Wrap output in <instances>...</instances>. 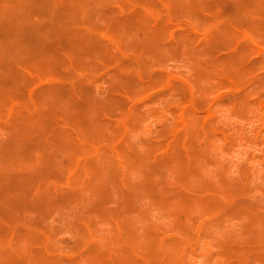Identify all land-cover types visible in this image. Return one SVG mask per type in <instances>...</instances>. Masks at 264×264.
<instances>
[{
	"label": "rangeland",
	"instance_id": "1",
	"mask_svg": "<svg viewBox=\"0 0 264 264\" xmlns=\"http://www.w3.org/2000/svg\"><path fill=\"white\" fill-rule=\"evenodd\" d=\"M16 1H18V0H12V3H11V0H0V12H1L0 15H2V13H4L2 17L0 16V18H1L0 19V25L2 26V27H0L1 28L0 29V44H2L0 46L1 47L0 48V57L2 58V56L4 55L3 56L4 59L0 58V66H1L0 67V69H1L0 75L3 73L2 77H4L5 75L10 74V77H8L9 75H7V77L5 76V79L4 78L2 79V77L0 76V81L2 80V82L5 83V87H6V88L3 87L4 86L3 83L1 84V82H0V93H1L0 95L3 97V95L5 96L11 92L8 96H6V100L8 101V103L6 102L5 97L2 98L4 100L0 99V158H1L2 162H4V160H5L6 164H8V165L11 164L9 166H12V167H9L8 165L5 166V162L3 164L0 161V169H1L0 170V172H1L0 173V184L2 185V186H0V188L3 187L0 189V204H1V206H0V216H1L0 217V236H1V238L3 237L2 238L3 241H2V239L0 240V264H10V261H11L10 258L11 257L16 258L19 261L18 262L16 259L13 260V258H12L13 263H11V264H14V262H15V264H18V263L22 264L20 260L23 261V264H41L42 261H43L42 263L45 264V261L42 260L44 258L49 259L48 263H46V264H105V263L106 264H115V262H116L115 260H117V262L119 264H122V263L123 264L124 263L125 264H177V262L180 264H230L231 262H232V264L233 263H235V264H251L252 262H253L252 264H261V263L263 264L264 263V260H263L264 243H260L262 241L259 242V240L260 239L264 240V237H262V236H264V226H263L264 225V219H263V216H264V40H263L264 39V27H263L264 26V0H253V2H252L253 5L249 4V2H251L252 0H215V1L214 0H202V1L200 0V5H198L199 2H197L199 0H188L187 1L188 4H190V1L192 2L190 4V6L193 7L192 11H190L189 8H191V7H188L189 5L186 3V0L184 2L181 1L184 5L181 4V2L179 5L178 2L180 0L179 1L178 0H166V2H165V0H161V1L158 0V2L160 4H155V2L157 3V0H151L150 2L148 0H146L148 2H146L145 0H142V1H140V0H138V1L137 0H134V1L129 0L131 5H130V3H128L129 2L128 0H123L124 3L123 2L122 3L123 4L128 3L126 5H128L129 8H128V6H125V5H124L125 8L123 6H121L123 4L119 3V2H121L120 0L116 1V2H115V0H105V3L103 2L104 0H97L98 2L96 0H91V1L86 0L88 2H86L85 0H47V1L45 0V2H46L45 5L43 4L44 3L43 0H41V1L39 0L40 6L37 5L38 0H32L31 3H30V0H20V1H18L19 5H18V2H16ZM49 1H51V2H49ZM66 1L67 2L69 1L67 3V4H69V6L66 5ZM76 1L78 4H76V3L73 4V2H76ZM82 1H85V2L82 3ZM226 1L228 3H226ZM244 1H245V3H244ZM14 2L17 4H15ZM145 2L148 3L149 6L147 4H145ZM234 2H237V3L241 2V3H238V6H237L236 3H234ZM22 3H23V5H22ZM114 3H116V4L119 3V4L116 5ZM171 3L173 4V8H170V7H172ZM233 3L235 4V6L233 5ZM254 3L258 6L254 5ZM81 4L82 5L84 4V5L82 6ZM186 4H187V6H186ZM214 4H217V5H215V7H213ZM16 5L19 6V8L17 6V8L19 9L17 11H15V9H17ZM146 5H147V7H146ZM231 5H233V6L231 7ZM26 6L28 7L27 9H26ZM38 6L41 7L40 10H39ZM65 6H67V7H65ZM154 6L156 8H154ZM175 6H177V7H175ZM239 6L240 7L243 6L241 12H239V9H240ZM246 6L249 9H247ZM30 7L33 10L30 9ZM45 7H46V9H43ZM60 7H62V8H60ZM68 7H70L71 9L70 8L68 9ZM182 7L183 8L185 7L184 9H187V7H188V9L185 10V12H184V9ZM79 8L81 10L77 11V9H79ZM198 8L200 10H197ZM23 9L25 10V14L22 15L21 10L24 13ZM55 9L58 12L54 11ZM135 9L136 10L139 9V10L136 11ZM206 9H208V10H206ZM210 9L212 11H210ZM214 9L219 10V11H216V10L214 11ZM243 9H244V13H243ZM64 10H65V12H64ZM66 10H68V11H66ZM72 10L75 11V12H73L74 15L71 13ZM83 10H85V11H83ZM151 10H152V12H151ZM161 10H162V12H161ZM221 10H223V11H221ZM248 10H249V12H248ZM11 11H13V12H11ZM81 11H82V13L80 14L79 12H81ZM102 11L106 12V13L101 14ZM182 11L184 13H182ZM193 11L195 12L194 13L195 14L194 19H193V15H194ZM86 12L88 13L87 14L88 16H85ZM107 12H109V13H107ZM140 12L142 13V15L140 14ZM177 12H179L180 14ZM8 13L10 16L8 15ZM43 13H44V15H43ZM91 13H95L94 16H96L97 20L93 16V14H91ZM135 13H136V15H134ZM198 13H201L204 15L200 16ZM239 13L242 15H239ZM245 13H247V14H245ZM248 13H250V14L248 15ZM19 14H21L20 18L23 19L24 21H22L18 17ZM55 14H56V16H55ZM68 14H70V15H68ZM116 14L117 15L119 14V15L117 16ZM137 14H140V16H138ZM45 15H46V17H44ZM107 15H109V17ZM205 15H206V18L204 17ZM222 15H224V16H222ZM236 15L238 16V18H240L239 21L237 20ZM41 16H43V18ZM65 16L69 17V18L67 19ZM77 16H79V20H78L79 23L76 20V19H78V18H76ZM100 16L102 17L101 20H100ZM120 16H122V18ZM230 16L233 18H231ZM242 16H243V18H246V21H245V19H242ZM10 17H12L13 20L10 19ZM15 17L16 18L18 17V19H16ZM87 17H89L91 20L88 19ZM104 18H105V20H104ZM112 18L113 19L116 18L118 21L117 22L114 20L113 28H111L112 27V25H110L111 22L108 24V22L111 21ZM138 18L141 19V23H139L137 26V25H135V21L138 23L140 21ZM195 18H197V19H195ZM106 19H108L109 21L107 20L108 21L107 22ZM113 19H112V21H113ZM133 19H136V20L134 21ZM219 19H220V21H219ZM41 20H43L42 21L43 25H41V22H40ZM72 20H73V22H72ZM103 20L105 22H103ZM199 20H202L203 22L199 21ZM204 20H206V21H204ZM247 20H248V22H247ZM9 21H10V23H8ZM64 21H66L68 24ZM92 21L93 22L95 21L97 23L99 22V24L101 23L103 25L106 24V27H104V29H103V25L100 24V27H99V24L95 23V25H94V23H91ZM132 21H134V22H132ZM158 21H159V23L160 22L161 23L159 24ZM59 22H62V23H59ZM142 22H144L146 24H144ZM233 22H234V24H233ZM239 22L241 24L243 23L244 26L242 27L239 24ZM15 23H17V24H15ZM74 23H78V24L75 25ZM89 23H91L94 28ZM182 23L184 26L182 25ZM130 24H131V26H128ZM147 24H150V26ZM161 24H162L161 29H160L161 31L159 30L160 31L159 32L158 29L160 28ZM199 24H201V26ZM5 25L7 26V28L10 27V30L7 29L6 27H4ZM17 25H18V27H17L18 29L16 28ZM38 25H40V27ZM118 25H119L118 29L122 28V30L121 29H119L120 31L118 29L116 30ZM165 25H166L167 29H166ZM248 25H250V26L248 27ZM114 26L116 28H114ZM246 26L248 29L250 28L251 31L247 30V28H246V30H244V27H246ZM3 27H4V31H2ZM19 27H21V28H19ZM41 27L43 29H41ZM60 27L62 29H60ZM63 27L65 28V30ZM101 27H102V29H100ZM108 27H110V28H108ZM132 27L136 28V30ZM226 27H228L227 30H226ZM30 28H32L31 31H30ZM125 28H126V31H128L129 28H130V30L131 29L133 30L131 32H130V30L128 31V33L130 32L129 36L127 35V32H125V31H124L125 32V34H124L123 29H125ZM137 28L141 31V34H144L146 36L142 35V38L138 37L139 35L141 36V34H140V31L139 32L137 31ZM28 29H29V34H28ZM35 29L38 32H36ZM44 29H46L47 31ZM67 29H69V30H67ZM168 29H169V31H168ZM253 29H254V31H253ZM23 30H25V31L23 32ZM61 30L65 31V32H61ZM82 30H83V32H82ZM148 30H150L151 32ZM154 30H157V31H154ZM178 30H180V32H182V33H180ZM32 31H34V32H32ZM176 31H178V32H176ZM230 31H231V34L229 33ZM46 32H47V34H46ZM132 32H134V35L137 37H135ZM143 32H146V33H143ZM162 32H164L165 36L163 35ZM185 32L188 35V38L185 37V36H187L185 34ZM222 32H224L225 35ZM23 33H27V34H23ZM49 33H53V34L51 35ZM66 33H67V37L65 35ZM167 33L169 36H167ZM217 33H219V35H217ZM21 34H23V35H21ZM41 34H42V37H40ZM181 34L188 40H186ZM18 35H19V37L20 36H22V37H20V39H18V37H17ZM29 35H30V38H29ZM84 35H86L87 39H89V37H90V40L93 39V37H94L97 40V42L95 39H93V40H95V42L93 40H91L93 42V44H92V42L88 41ZM125 35L128 37H126ZM176 35H178L180 39L182 37L185 40L181 39V41H180ZM23 36H25V37H23ZM69 36L72 38L70 39ZM83 36L85 39L82 38ZM166 36H167V38H165ZM175 36L177 37L178 40L176 39ZM238 36L240 37L239 39H237ZM242 36H243V38H241ZM131 37H133V38H131ZM189 37H190V40H189ZM235 37H237V38H235ZM6 38L10 39L11 41H8ZM21 38L23 41L21 40ZM42 38L44 41H42ZM60 38H63V39H60ZM122 38H124V39H122ZM209 38L211 40H209ZM212 38H215V39H212ZM218 38H220V39H218ZM233 38H235V39H233ZM258 38L261 39L262 41L261 40L259 41ZM125 39H127V40H125ZM193 39H195V40H193ZM229 39H231L232 41L231 40L229 41ZM5 40H7V41H5ZM71 40L73 41V43ZM98 40L100 42H98ZM103 40L105 41L106 44L104 42H101ZM19 41H20V43H19ZM59 41H60V43H59ZM84 41H86L87 44L91 43L92 46L89 44L91 46L90 47ZM146 41L147 42L149 41L150 43H152V42H154V43H152L153 45L152 44L150 45L148 43L150 45L149 46ZM184 41H186V42H184ZM225 41L229 42V43L225 44L226 43ZM41 42L42 43L44 42V43L42 44ZM133 42L137 46H134L132 44ZM160 42L162 44H160ZM188 42H192V44H190ZM193 42H194L195 47H192ZM210 42H211V44H210ZM231 42H233V43H231ZM179 43H181L182 45H179ZM4 44H6L5 47L3 46ZM14 44H16V45H14ZM18 44H20V45L18 46ZM57 44H58V48H56V46H53V49H52V45H57ZM83 44H85L84 45L85 50L82 49V48H84ZM171 44H172V46H171ZM185 44L186 45L188 44V46H187L188 50L186 49ZM9 45H10V47L8 48ZM42 45H43V47H42ZM169 45H170V48L166 47ZM173 45L175 47H173ZM11 46H13V47L11 48ZM88 46H89V48H88ZM181 46L183 48H181ZM184 46H185V50H184ZM2 47H4V49ZM27 47L30 49L28 50ZM49 47H50V50L52 49L51 51L48 50ZM133 47L134 48L136 47V48L133 49ZM171 47H172V49H171ZM196 47H197V49H196ZM206 47H208V48H206ZM78 48L80 50H78ZM86 48H87V50H86ZM90 48L92 49L91 52H90ZM167 48H169V49L166 51ZM191 48L193 50H195V49L196 50L193 51ZM200 48H201V50L205 49V48L206 49L201 51ZM43 49H45V50H43ZM61 49L64 52L61 51ZM155 49H157V50H155ZM173 49H174V51H172ZM180 49H182V50H180ZM198 49L200 52L198 51ZM240 49L241 50L243 49V51H241ZM4 50L5 51L9 50L8 54L10 53L9 54L10 57L8 55L6 56L7 51L5 52ZM55 50L57 52H55ZM142 50H144V54H143ZM160 50H161V53H162V50L164 51V53H163L164 56H163V54L159 53ZM176 50H179V52H178L179 54H177ZM21 51L22 52L24 51V52L22 53ZM65 51L69 54H66ZM87 51L91 55L94 53L93 54L94 57L93 56L91 57L90 54L87 53ZM103 51L104 52L108 51V53L106 52L107 55ZM135 51H138L139 55ZM180 51H182V52H180ZM206 51L208 54L206 53ZM3 52H5V53H3ZM61 52H62V54H61ZM172 52H175V53L172 54ZM193 52H194V55H193ZM197 52H199V53H197ZM54 53H56V54L54 55ZM109 53L111 54L110 56H109ZM134 53H135V55H134ZM149 53L152 56H150ZM165 53L168 55L170 54L171 57L168 55H165ZM202 53L203 54L206 53L207 56L205 57L206 54H204L205 58H203ZM209 53L211 54L212 57L208 56V55H210ZM49 54L51 57L49 56ZM95 54H97L99 56L96 57L97 55L95 56ZM141 54H143V55H141ZM181 54H183V55H181ZM46 55H47V60L45 59L46 60L45 61L44 58H46ZM56 55H59V56H56ZM88 55L90 57H88ZM218 55H219L220 59L223 58V61L221 60L222 62L218 61L219 60ZM113 56H114L115 60H114ZM158 56L161 57L162 59L159 58L160 60H158ZM175 56L178 59L174 58ZM238 56H239V58H238ZM13 57H14V59H13ZM39 57L41 59L40 60L41 62L38 63ZM60 57H62V58H60ZM75 57H78V58H75ZM81 57L83 58V61H82ZM99 57L100 58L102 57L101 60ZM214 57H216V58L214 59ZM240 57H241V59H240ZM247 57H248V60L244 59ZM63 58H64V61H63ZM79 58H81V59H79ZM84 58H87L88 61H86V59H84ZM112 58H113V63H112ZM164 58L165 59L168 58V59H166V61H165ZM231 58H233V60H231ZM22 59L24 60L25 65L21 64L23 61ZM200 59L202 61H200ZM5 60H6V62H5ZM80 60H81V63H84L85 65L84 64L82 65L80 63ZM89 60H90V62H92V64L94 63L95 65H91L89 63ZM213 61H214V63H213ZM215 61L217 62V64L218 63L222 64V65L218 64L220 67L223 66L224 64H226V65H224L221 68L217 67V66L215 67L214 66ZM224 61H225V63H223ZM127 62L128 63L131 62V64H128ZM147 62H148V64H147ZM200 62H203V63H200ZM15 63H18L20 67L18 66V64H16L17 65V67H16ZM41 63H42V65H40ZM208 63H210V64H208ZM99 64H101V66ZM156 64H158V65H156ZM32 65H34V67H36V68L38 65V68L37 69L33 68ZM68 65H70V67ZM240 65H242L244 68ZM84 66H85V68H84ZM97 66H100L101 68L98 67V69H97ZM120 66H121V68H120ZM28 67L31 69H29ZM87 67H88V69H87ZM92 67H93V69L91 71ZM118 67L120 69H123V70L121 71L120 69H118ZM124 67H126V68L128 67V69L125 70ZM243 69H245V71ZM15 70H17V71H15ZM96 70H98V71H96ZM226 70H227V73H226ZM252 70H253V72H252ZM3 71H5V73ZM29 71L32 73H34V71H35L36 74L35 73L32 74ZM94 71H96V72H94ZM115 71H117L118 73ZM205 71L207 72V75H204V74H206ZM249 71H251V72H249ZM7 72H9V73H7ZM12 72L13 73L14 72H17V73L20 72L21 74L20 73H18V74L14 73L13 74ZM46 72L48 74H46ZM62 72H63V74H65L67 76H65V75L63 76V74H61ZM195 72L198 75V77L195 74ZM197 72H199V73H197ZM228 72H229V74H228ZM231 72H233V73H231ZM247 72H249V73H247ZM146 73H148V75ZM37 74H38V76H37ZM68 74H70V75H68ZM119 74L121 76H119ZM209 74H210V76L208 77ZM124 75H126V78L124 77ZM130 75H133V78L131 76L132 79L130 78ZM146 75L149 78L148 77L146 78ZM152 75H153V78H152ZM40 76L42 77V79ZM64 77L65 78L68 77V79H70V80H67V78L64 79ZM22 78H24V79H22ZM20 79H22V80L19 81ZM32 79H34V81ZM199 79H201V81ZM86 80H87V82H86ZM198 80H199V82H198ZM121 81H123V83ZM26 82H27V84L28 83L29 84L26 85ZM85 82H86V84H85ZM120 83H122V84L120 85ZM65 84L67 87H65ZM68 84L71 87H69ZM92 84H93V86H92ZM15 85H16V87H15ZM75 85H76V87H75ZM89 85H91V87H88ZM113 85L116 86L117 88L116 87L112 88ZM123 85L125 88L123 87ZM24 86H25V88H23ZM47 86H48V88H47ZM73 86L75 87V89ZM178 86H180V87L177 88ZM49 87H51V88H49ZM72 87H73V89H72ZM1 88L2 89L5 88L6 90L4 89L5 91H3ZM86 88H87V90H85ZM40 89L42 91H40ZM43 89H45V90H43ZM67 89H69V90H67ZM74 90H75V92H74ZM90 90H91V92H90ZM26 91H28V92L25 93ZM37 91H39L41 93H39ZM86 91L88 93H86ZM14 92H15V96H17L16 98L14 96ZM186 92L188 93V95L186 94ZM34 93H35L36 97H34ZM46 93H47V95H46ZM26 94H28V95H26ZM43 94L46 96H43ZM80 94H81V96H80L81 98L79 97ZM112 94L115 95V98L112 100H118L117 103L115 101L111 100V98H113ZM180 94L182 97L180 96ZM73 95L77 96L78 97L77 99L79 101ZM89 95L93 98H91ZM117 95H119V96H117ZM88 96L91 99H93L94 102L90 101L91 99ZM120 96L125 98V99L122 98L123 100H121L119 98ZM20 97H21V99L19 101ZM58 97H59V100H58ZM83 97L86 98V99H83V101L85 100L87 102L86 103L87 105L85 104L86 106H90L92 104L91 108L92 109L97 108L98 110L97 109L92 110L90 107L88 108L84 104L82 105V103H85V101L84 102L81 101ZM14 98L17 100H15ZM23 98H24V100H23ZM35 98H38V99L36 100ZM44 98H45V100H44ZM87 98H89V102H91V104L88 102ZM117 98H119V99H117ZM198 98H200L202 101L200 100L197 102L196 100H199ZM46 99H48V100H46ZM64 99H65V101H64ZM22 100H23V102H21ZM35 100L39 101V102H36ZM49 100L51 101V103ZM41 101H42V103L44 101L48 102V104H45V102L42 104ZM56 101H59V103ZM73 101L76 104H74ZM100 101L102 102V104L109 105V108L112 111L108 108L107 105L102 106V104L99 103ZM113 102L116 103L115 106H114ZM32 103H33V105H32ZM70 103H73V105H75V106L73 107L72 104H71L72 107L69 106ZM88 103H89V105H88ZM119 103L122 104L121 105L122 107L119 105ZM180 103H181V105H180ZM28 104H29V106H28ZM65 104H67V107L68 106L71 107L74 111L71 110V108H69V107L67 108ZM123 104H125L124 107H123ZM195 104H197V105L195 106ZM30 105H32V108ZM52 105H54L55 108H53ZM110 106L111 107L114 106V107L111 108ZM118 106H120V107H118ZM28 107H30L31 109ZM37 107L39 109L42 108V109H40L41 110L40 113H39V111H38L39 109ZM115 107H117L118 110H117V108L115 110ZM49 108H53V110L51 111V109H50V112L49 111L47 112V110H49ZM57 108H58V111H57ZM60 108H61V110L66 111V112L64 113L63 111L62 112L59 111ZM62 108H64V109H62ZM75 108L77 110H75ZM81 108H82V111L79 112V114L80 115L83 114V115L79 116V117L75 115V119H74L73 115L75 114V112L78 115L77 111L81 110ZM44 109H45V111H44ZM69 109L71 110V113H72V111L74 113L71 114L68 111ZM86 109H89V111H91V113ZM101 109H102V111H101ZM105 110H107V111H105ZM67 111H68V114L72 115V116L69 115L71 117L68 116ZM98 111H101V112H98ZM112 112H114V114ZM115 112L117 113L116 115H115ZM61 113H63L64 115H62V116L60 115V117H59V114H61ZM96 114L97 115L100 114L99 117L103 116V114H104V116L99 119L98 116L96 117ZM21 115H23V116H21ZM93 115L95 116V118H98V119H96L97 122H96L95 118H93L94 117ZM45 116H46V118H42ZM49 116H51V117H49ZM114 116H115V118H114ZM14 117H17V118H14ZM19 117L21 120H19ZM64 117H66V119ZM76 117H78V118H76ZM84 117H86V118H84ZM41 118H42V121H41ZM51 118H55V120L53 119L54 122ZM104 118L105 119L107 118L105 122H107V121H109V122L104 124V122H103ZM33 119L36 120V122L32 121ZM84 119L85 120L87 119L90 122V124L88 122L87 123L85 122L86 125L83 124V122H81V121ZM101 119H102V121H101ZM198 119H200V120H198ZM212 119H213V121H211ZM14 120H15V122H14ZM23 120L26 123L23 124L22 123ZM18 122H20L21 124ZM34 122H35V125H32V124H34ZM197 122H198V124H197ZM98 123H100L102 128H101V126H99ZM18 124L22 128L21 129L22 131H20V129H17L19 127ZM22 124L24 126H26V124H28V125H27V127H24V126H21ZM55 124H57V125H55ZM87 124L89 125V127ZM91 124H93V126ZM51 125H52V128H51ZM90 125H91V127H90ZM5 126H6V128H5ZM28 126H30V127H28ZM95 126L100 127V129L95 127ZM34 127L38 128V130H40L41 133H39V131H37ZM85 127L87 130V134L89 133V131L91 132L88 135L85 134L86 133ZM96 128L99 130H97ZM91 129L93 131H91ZM173 129L175 130L174 132H173ZM24 130H26V132ZM45 130H48V131H45ZM59 130L61 132L63 131L65 136L63 133L61 135V132H59ZM95 130H96V132H95ZM166 130H168V131H166ZM169 130H171L172 132L171 131L169 132ZM23 131L25 132L24 137H22V138L20 137V140H19V135L21 134L20 132L23 133ZM65 131H66V133H65ZM107 131H108V133H107ZM43 132H45V133H43ZM161 132L162 133L164 132L162 134V136H161ZM165 132H169V133H165ZM14 133H16V135ZM34 133H36L39 137H35L36 134H34ZM97 133H99V134H97ZM110 133L112 135L111 138H110V136H111ZM228 133H229V135H228ZM33 134H34V137H33ZM41 134L43 136L47 135V137H45L46 138L45 140H41L42 138H44V137H42ZM44 134H46V135H44ZM52 134H54V135H52ZM94 134H96L95 138H94ZM165 134H167V135H165ZM12 135H13V137H12ZM29 135H30V137H29ZM106 135L109 138H107ZM117 135H119V136H117ZM14 136L18 140V144H19V142H21V143L23 142V144L22 145H21V143H20V145L16 144L17 140H15ZM50 136L53 138V140H51L52 138ZM87 136L89 137V140H88V138H86ZM98 136H100V137L103 136L102 140H101L102 142L100 141V138H99V141L96 139ZM226 136H228V137H226ZM40 137H42V138L39 139L40 140L39 142L37 141L38 139L35 140L36 138H40ZM49 137H50V139H49ZM59 137L62 139L64 137V140L66 139L65 140L66 142L64 140L61 141V139ZM65 137H68V138H65ZM69 137H70V139H69ZM114 137H115V139H114ZM57 138H58V141H56ZM90 138H94L96 141L94 139L91 140ZM231 139L233 140V142L231 141ZM48 140H50V141H48ZM67 140L72 142V143L68 142L69 143L68 144ZM90 140L92 141V143ZM34 141H35V143H34ZM59 141L63 142V145ZM146 141H148V142L145 143ZM192 141L196 145H194ZM43 142H45V144H41ZM94 142H95V144H94ZM152 142L155 144L156 150H153L154 144ZM191 142H192V144H191ZM38 143H39V145L37 146ZM151 143H152V145L150 146ZM75 144H77V146ZM122 144L124 146L121 147L120 145H122ZM31 145H34L33 146L34 150L36 149L34 152H33V147ZM45 145L48 147L47 150H46ZM52 145H53V147H52ZM60 145H62V148H60ZM74 145L77 147V149ZM133 145L135 147L134 149H133ZM193 145H194V147H193ZM1 146L6 148V150H3L4 148ZM39 146H40V148H38ZM49 146H50V148H49ZM202 146L204 148H202ZM7 147H10V148L8 149ZM11 147L12 148L14 147V148L11 149ZM65 147H68L66 149H69V150L67 151L65 149ZM79 147L81 149H78ZM82 147H84V149L86 148L85 149L86 151L83 149V152H80V151H82ZM88 147H89V150H88ZM124 147L126 148V150L124 149L125 151H123V149H122ZM136 147H137V149H136ZM20 148H21V150H20ZM56 148H57V151H55ZM118 148L120 149V152L118 151L119 150ZM138 148H139V150H138ZM177 148H179V150L181 151L180 154H176L177 151L176 152L174 151ZM194 148L195 149L197 148V149L195 150ZM43 149H45L47 154H45V151L44 152L42 151ZM116 149H118V150H116ZM200 149L202 151H200ZM9 150H11L13 152L12 153L10 151L12 153V154H9L10 156L6 155L7 154L6 152H9ZM75 150L78 151L79 154L76 155L77 152ZM135 150H138V153L140 152V154L141 153L142 154L141 155L137 154V156H133L134 159H132L133 158L132 155H131V157H129V155L132 153L136 154L137 151H135ZM149 150H152V151L149 152ZM190 150L192 151V153L190 152ZM39 151L42 153H40ZM145 151H147V153L148 152L149 153H151V152L155 153V154L151 153V155H152V157H154V159L151 160V157L148 153V155L150 157L149 158L150 160H149L147 157L148 155ZM182 151H183V153H182ZM48 152H49V155H48ZM58 152L61 153V155L64 153L65 157H63V155H62V157H61V155H59L60 157L55 155V156H53V159H52L51 155L53 153L58 155L59 154ZM72 152H75V153L73 154ZM110 152H111V154H109ZM134 152H136V153H134ZM198 152L203 153V154H201V156H199L200 154L198 155L199 159H197V155H196V153L198 154ZM204 152H205V154H204ZM3 153H4V155H3ZM69 153H72V155H74V157H76L77 160L72 155H69ZM80 153L81 154L83 153L82 154L83 156L80 155ZM103 153H105V155ZM125 153H126V155H125ZM144 153H146V154H144ZM181 153L183 155H181ZM202 155H204V156L206 155L205 159H204V156H202ZM4 156H6V158ZM33 156H36L35 157L36 161H35V158ZM67 156L68 157L70 156V157L68 158ZM172 156L174 157V159H175V156L178 158V159L176 158V160H175L176 163H175ZM17 157H18V159H17ZM31 157H33V158H31ZM102 157H104V158H102ZM141 157L144 159L143 161H142ZM163 157H165L166 159L164 160ZM182 157H184V158H182ZM209 157H210V159H209ZM3 158H4V160H2ZM66 158H68L70 160H68V162H67ZM157 158L158 159L161 158L162 160L161 159L160 160L164 161V162H161ZM207 158H208V160H207ZM61 159L63 161H61ZM180 159H183V160H181L182 163L180 162ZM185 159H186V161H184ZM191 159L194 161L193 164H192L193 161ZM64 160H66V162ZM75 160L77 162V163H75L76 165L74 163L72 164V162H75ZM131 160L132 161L134 160V162H132L134 164L133 166H132V163H130ZM147 160L151 161V162L154 161V164L152 163V165H151V162H150V164H148L149 162ZM155 160H156V163H155ZM177 160H178L179 164H178ZM21 161H22V163H21ZM33 161H35V162H33ZM69 161L70 162L72 161V162L70 163ZM87 161H88V163H87ZM92 161L97 163L96 164L97 168L93 167L94 168V169L92 168L93 170L91 169L92 163H93ZM110 161H111V163H110ZM19 162H20V164H19ZM57 162H59V163H57ZM60 162H61V164H60ZM89 162L91 165L89 164ZM167 162H170L171 164L168 165ZM211 162H213V163H211ZM13 163L15 165H12ZM164 163H165V165H164ZM156 164H157V167H156ZM46 165L49 166L48 167V170H49L48 174L49 173L52 174L53 172H51V171H53V169H54V174L55 173L58 174L57 175L58 177L56 176V174H55V177H54V174L48 175L47 172H45V171H47V170H45V169H47ZM57 165H59V166H57ZM121 165H122V167H121ZM128 165L130 166L131 169L129 168ZM159 165H160V169H159ZM60 166H61V168H60ZM108 166H111V167L113 166V168H110ZM134 166H137V168ZM181 166H182V168L185 167V169L183 168L184 170L182 169L183 172L181 171V168H180ZM191 166H193V167L191 168ZM102 167H103V169L100 170V168H102ZM149 167H150V170H154V172L148 171ZM154 167H156V168L154 169ZM189 167H190V170L191 169L193 170L194 168H196V170L194 169L195 173L192 172V174H191L190 171L188 170ZM106 168L111 173L108 172L106 170ZM140 168L144 172L145 175L143 174L142 171H140ZM201 168L204 170H202ZM38 169L42 170V171L45 170V171L40 173L41 171H39ZM59 169H60V171H59ZM61 169L63 171H61ZM113 170L118 171V172L117 173L113 172ZM119 170H121V171H119ZM171 170H173V171H171ZM197 170H199V171H197ZM23 171L24 172L26 171L28 173L30 171L29 175L27 173V177L29 176L28 180L30 178L32 182H30V180L28 181L30 183L26 182L27 180H25V179L27 177L24 176V174H26V172L24 173ZM80 171H83V173L82 172L79 173ZM100 171L103 172L102 175L105 177H103L101 174H100L101 176L99 175V173H101ZM177 171H178L179 177H177L178 176L176 173ZM201 171H202V173H201ZM7 172H8V174H11V176H12V174H14L13 176H15L14 177L15 180H14L13 176L12 177L10 175L8 176L6 174ZM93 172H94V175L97 172H99L96 174V176L98 177L99 180L97 179L96 176L94 178V180L96 182L99 181V183H97V184H95L96 182H94V180L92 178L94 176ZM121 172H123V176H122ZM186 172H187V174H186ZM59 173L61 175H59ZM164 173L168 176H165ZM245 173H246L247 179L245 178L246 176H243V175H245ZM111 174H112V177H111L112 179L110 180L109 177L111 176ZM189 174H191V175L189 176ZM81 175H83V176L80 177ZM91 175H93V176H91ZM154 175H155V177H154ZM175 175H176V179L174 177ZM198 175H202L201 176L202 178L199 177ZM60 176H62V179L60 178ZM114 176H116L119 179V181H121V182H119L116 177H115V181H114ZM120 176H122V177H120ZM140 176H141V178H140ZM193 176H195V177H193ZM10 177L13 178V180L12 179L10 180L9 179ZM24 177H26V178H24ZM38 177H40L39 181H38ZM165 177H167V180L170 179V181L173 184H171V182H167L165 180L166 179ZM192 177H193V179H192ZM32 178L34 180H32ZM74 178L76 180L78 178L79 180H77V182H76V180ZM102 178L107 179L106 180L107 182L105 183V181H104L103 182L104 184H101L103 181ZM147 178H148L147 182L144 181ZM161 178H163L165 181ZM186 178H187V180H189V183L186 180ZM220 178H221V180H220ZM225 178H228V179L225 180ZM23 179L27 184L25 182H23ZM81 179H83V180L80 184ZM91 179H92V181H91ZM152 179H153V181H151V182H155V181L156 182L151 183L149 180H152ZM17 180L18 181L22 180V183L24 185L21 182L16 183V182H18ZM191 180H192V183H191ZM200 180H203V182H205V183L202 182V184H201ZM219 180L221 182H223V186ZM78 181H79L80 185L78 184L76 186ZM111 181H114V182L112 183ZM124 181H126V182L124 183ZM128 181H130L131 183H129ZM157 181H158V183H157ZM161 181H162V184L160 183ZM183 181H187V182H183ZM149 182H150V184H149ZM163 182H164V184H163ZM207 182H208V184H207ZM7 183H9V184H7ZM20 183L22 185H20ZM86 183L88 185H86ZM143 183L144 184L148 183L145 185L146 187H144L145 191L148 190L146 193L143 192L144 191L143 190V186H144ZM165 183H166V185H165ZM168 183H169V185H168ZM185 183H187V184H185ZM198 183L200 186H198ZM212 183H213V188L215 189V187H216V189H218V191L216 189L214 190L213 188H212L213 191L209 190V189H211ZM244 183H246V185H244ZM15 184L19 185V187H16ZM46 184H47V186H46ZM89 184H90V186H89ZM100 184H101L102 188H99ZM118 184L122 187L123 190H126L127 192L126 191H124V192L120 191L121 187L120 188H119V186L117 187ZM152 184L156 185L157 188L160 187L161 189L160 188L154 189L155 187ZM216 184H218L220 186H218ZM83 185H85V188H86L85 190H84ZM95 185H96V187H95ZM126 185H128V186H126ZM135 185H136V189H133V186H135ZM137 185H138V187H137ZM21 186H23L25 191L24 190L22 191V189L20 188ZM31 186H33L32 189H31ZM49 186L52 187V189H53L52 191H51V188ZM150 186H151V188L153 186V188L151 189ZM183 186H185V187H183ZM207 186H209V189ZM77 187L79 188V190L77 189ZM140 188H142L143 191ZM225 188H227L228 190L226 189L227 191H225ZM234 188H235V190H234ZM243 188H246V189H243ZM48 189H49V191H48ZM98 189H99V191H98ZM101 189H103V190L101 191ZM106 189H108V190H106ZM116 189L118 192L116 191ZM138 189H139V192L141 191V193L136 191ZM230 189H231V191H230ZM242 189H243V191H242ZM26 190H28V192H30V193H28ZM73 190H74V192H73ZM94 190H95V192H94ZM163 190H164V192H163ZM180 190L181 191L184 190V191L180 192ZM195 190L196 191L198 190V191L196 192ZM21 191L23 193H25L26 195L31 194L30 196L28 195L29 199L26 198L27 196L25 194H23ZM100 191H101L100 194L103 195L102 198H104V199H103V201L99 202V199H101L99 197L102 196V195H99ZM107 191H109L110 192L109 194H111V195H109ZM160 191H162V193H164V194H160L161 193ZM166 191H167V193H169L168 194L169 196L172 195L171 197L173 199L172 198L170 199L169 196H163V195H165ZM200 191H202V193ZM41 192L44 193L45 197L47 195V196H49V198H50V196H52V198L53 199L55 198V199L54 200L52 198L47 199L48 198L47 197L45 199L49 200L51 203H48L49 201H46V203H44L45 200L42 199L44 197H43V193H41ZM45 192L47 194H45ZM69 192H73V193L70 194ZM77 192H79V193H77ZM105 192H107V193H105ZM156 192L157 193L159 192V193L157 194ZM184 192H186L187 194L186 193L184 194ZM233 192H234V194H233ZM236 192L238 194H236ZM244 192H248V193H244ZM68 193L70 194V196H68L69 195ZM95 193H97V195ZM124 193H127V194L131 193V195L129 194V196H132L133 194H135L134 197L136 199L134 197L128 198V196H126L124 198V196L127 195V194H125L123 196L122 194H124ZM181 193H183L184 195ZM216 193H218V194H216ZM147 194H149L148 196L149 197L151 196V197L150 198L146 197ZM62 195H63V197H60ZM80 195H82V198ZM120 195H121V197H120ZM178 195H181V196H178ZM190 195L192 196V199H189V197H191ZM13 196H17V197H13ZM23 196H26V197H23ZM35 196H37V198ZM57 196L60 197V199L59 198L57 199ZM67 196L70 198L67 199L68 198ZM108 196L109 197L111 196V198H109ZM162 196H163V198H162ZM173 196L174 197L177 196V197L174 198ZM193 196H195V197L193 198ZM79 197H80L82 202L80 201V199H77ZM88 197H90V198H88ZM179 197L181 198V200L179 199ZM22 198H24V199H22ZM30 198H32V199H30ZM85 198H86V200H85ZM108 198L110 201L108 200ZM168 198H169V200H168ZM35 199L37 200L36 202H35ZM61 199H63L64 201H62ZM65 199L67 201L69 200L70 202L69 201L65 202ZM76 199H77V201H76ZM90 199H91V201H90ZM122 199H123V201H122ZM166 199H167V201H166ZM25 200L27 202L28 201L30 202V200H31V202H33V203L30 202L28 204L32 205L33 208L35 207L36 212H35V210H33V208L32 209L29 208V210H28L27 207L29 205L27 204V202H25ZM188 200L191 203L188 202ZM203 200L204 201L207 200V202L205 203ZM23 201L25 202V204L23 203ZM84 201L91 204V206L88 205L86 202L84 203ZM97 201L99 203H97ZM107 201H109V202L107 203ZM129 201H131L132 204H130ZM211 201L212 202L215 201V203H213L214 207L212 205L213 208L210 207ZM218 201H220V202L218 203ZM40 202L42 204L43 209L41 208V205L38 204ZM58 202H61V205L59 203L57 206ZM77 202H79V203H77ZM177 202H180V205ZM202 202H204V203H202ZM47 203L49 204L48 206L46 205ZM54 203L56 204V208L54 207L55 206ZM93 203H97V205H95V204L93 205ZM124 203H127V204H124ZM166 203H167V206L165 207ZM6 204H8L7 205L8 207H6ZM51 204H52V206H51ZM159 204H162L164 206H162V205L159 206ZM188 204H189V206H188ZM208 204H210V205L208 206ZM38 205H40V206L38 207ZM43 205H46V206L44 207ZM104 205L107 207L105 208ZM126 205H128V206H126ZM177 205H178V207H176ZM217 205H221V207L217 206ZM95 206H96V208H95ZM119 206L122 208L120 209ZM141 206H143V207H141ZM247 206H249V207H247ZM9 207L11 208L10 211L12 210L11 212H8ZM29 207H31V206H29ZM37 207H38V209H36ZM53 207H54V209H53ZM100 207L104 212L102 210H100ZM134 207L135 208L137 207L139 210L137 208H136V210H134L135 209ZM186 207L188 210L186 209ZM239 207L241 209L243 207V209L246 211L241 210ZM97 208H99V210ZM124 208L125 209L126 208H129V209L132 208V211L128 210V209L125 210ZM142 208L144 209V211L146 213L142 210ZM176 208H179V210H178L179 215H178V211ZM202 208H204V210H201ZM25 209H26V211H25ZM108 209H110V210H108ZM116 209H118V211H120L122 209H124V210L122 211V213H120L121 211L118 212V211H116ZM197 209H198L200 214L199 213L197 214V212H198V211H196ZM211 209H213V210L215 209V211L212 210V213H211V211H210ZM236 209H238V211H236ZM17 210L20 212H18ZM174 210L176 211L174 213L175 215L173 214ZM251 210L252 211L254 210L253 211L254 213ZM256 210H258L259 212H257ZM24 211L26 214H24ZM105 211H107V213H105ZM109 211H111V212H109ZM230 211H231V214L229 216ZM241 211L244 212L246 215L242 214ZM6 212L8 214H11V216H10L11 220L8 219L9 215ZM126 212L128 213V215H130L128 219H127V215H126L127 213ZM134 212H137V213H134ZM142 212H144V214ZM225 212H227V213H225ZM247 212H250L252 214H250V213L248 214ZM19 213H21V214H19ZM123 213L124 214L126 213L124 215L126 218L124 217V219H123ZM182 213H184V215ZM193 213L197 214L198 216L194 215ZM14 214L16 217L14 216ZM98 214L101 216L100 217L96 216ZM105 214L106 215L108 214V216H106ZM114 214L117 215V216H115L116 217L115 219L113 217ZM171 214H173L175 217L171 216ZM180 214H181V217H180ZM5 215H6V220H7L6 221L7 226L5 223ZM142 215H144L145 218H146V216L149 217L148 218L149 220L144 219V221H145V223H144V221H142L143 220ZM176 215L179 217L176 218L177 217ZM255 215H257V217ZM21 216L24 217V219H22ZM94 216H96V217H94ZM118 216L120 218L122 217L121 220H120V218H118ZM251 216H253L252 217L253 219L251 218ZM83 218H86L84 220L88 219L89 221L87 220V223H85V221H82ZM77 219H80L82 222H80V220H77ZM91 219H93V220L95 219L96 222H94L95 220L92 221ZM122 219L124 220L123 222H122ZM191 219L193 220V223L191 222L192 221ZM20 220H22V221H20ZM119 220H120V223L118 224ZM136 220H137V222H136ZM246 220H248L247 223H246ZM250 220H251V222H250ZM3 221H4V223H3ZM18 221H20V222L18 223ZM37 221L38 222L43 221V222L37 223ZM77 221H78L77 225L83 226V227L81 226V228H80V226H78L80 228V230L78 227H76ZM148 221H149V224H148ZM16 222H17V224H16ZM73 222L75 223V225ZM93 222H94V224H91ZM121 222H122V228H120ZM128 222H130V223H128ZM146 222H147V224H146ZM180 222L181 223L185 222V223L180 224ZM248 222L250 224H252V225L254 224V225L253 226H251L250 224H249L250 226L245 225V224H248ZM221 223L223 225L221 226V228H219V225H221ZM84 224H85L86 231H84ZM124 224H126V225L130 224L132 228L130 226H128V228H126L127 226ZM178 224H180V226ZM186 224H187V226H186ZM41 225H43L44 229H42ZM89 225H91V226H89ZM135 225H136V227H135ZM173 225H175L174 226L175 228L173 227ZM212 225H214V228L212 227ZM215 225H217V226H215ZM243 225H245V227L250 228V230H248V228H245ZM5 226H6V228H4ZM10 226H12V227H10ZM139 226L141 227V229ZM158 226H160V228ZM113 227L115 228V230ZM150 227H151V229H149ZM161 227H162V229H161ZM76 228H77V230H76ZM91 228H93V229H91ZM176 228H179V229L176 230ZM254 228H255V230H257V232L258 231L260 232L261 229L263 231L261 230V232L259 234V233L255 232ZM7 229L11 231V233L9 235L6 232ZM96 229H98V230L96 231ZM123 229H130V230L129 231L126 230V235H122V234H125L124 233L125 230H123ZM131 229H134V230L137 229L138 231L136 230L137 233H134V231ZM152 229H154V231H152ZM17 230H19V231H17ZM20 230L23 231L22 232L23 234L20 233ZM87 230L88 231L92 230L95 232H94V234H92L93 232L91 233V231H90V233H89ZM210 230L213 232V234H211L212 232H210ZM244 230H246V232H245L246 234L243 233L244 234L243 235L242 232H244ZM79 232H81V233L84 232L83 234H81L83 237L80 236ZM114 233L118 234V236L115 235ZM147 233H149L151 235H149ZM249 233H250V235H249ZM40 234L42 235V238L40 237L41 236ZM134 234H137L136 236H138V237L135 236V238H134ZM187 234H191V235L193 234V237L195 239L192 238V236L188 235L189 238L192 240V241H190ZM205 234H207V235H205ZM225 234H227L226 236L229 235V237H227V238H226V236L224 237ZM254 234H255V237H253V238L255 240H258V241H255V240L253 241V238H251L252 235L254 236ZM5 235L6 236L8 235V237L4 238ZM16 235L19 239L16 237ZM31 235H33V237ZM86 235L89 237H87ZM92 235H94V238H92ZM211 236H213V237L211 238ZM29 237H31V240H29ZM80 237L82 239H79ZM85 237H86V239H88L87 241H86V239L84 241ZM121 237H123V238H121ZM207 237H209V238H207ZM214 237H215V240H214ZM39 238H40L41 242L39 241ZM129 238L130 239L132 238L133 240H135V242H134L135 244L133 243V240L129 241L128 240ZM151 238L152 239L154 238V241ZM17 239H18V244H17ZM150 239H151V241H149V243H151V244H149L147 241ZM227 239H229L228 242L232 241V242H229V244L233 243V245H229L227 242H225V241H227ZM127 240L129 242H126ZM4 241H6V242H4ZM36 241L40 242V246L38 245L39 243ZM120 241H121V243H120ZM242 241H244V242H242ZM1 242H3V243L1 244ZM34 242H36V243H34ZM81 242H83V243H81ZM106 242H108V243H106ZM255 242H257V243L259 242L260 245H259V243L256 244ZM5 243H7V244L5 245ZM12 243H14L16 245L13 244L14 245V247H13ZM77 243H80V244H77ZM254 243L256 245H254ZM36 244L38 246H36ZM81 244H83V245H81ZM95 244L98 245V247H100V249H102V250L98 249L97 246L94 247V248H96V249H94L93 246H95ZM225 244L227 246L229 245L231 250H229L230 249V248H228L229 246L227 247ZM107 245L108 246L111 245L110 248H108ZM151 245H152V247H151ZM218 245H220L221 247ZM223 245H224V247H223ZM245 245H246V247H245ZM16 246H18V249H16ZM72 246L74 248H72ZM82 246H83V248H82ZM260 246H263V248L260 249L261 248ZM28 247L31 250L27 251L29 249ZM77 247H79L80 249H78ZM91 247H92V249H91ZM194 247H196V248H194ZM225 247H227V249ZM244 247L246 249H244ZM251 247L258 248V250L260 249L262 251H260V250L258 251L255 248H254L255 249L254 250ZM71 248H72V250H71ZM217 248H219V249H217ZM42 249L44 251H42ZM68 249H70V250H68ZM249 249L251 252H252V250H254V251L252 253L247 252V251H249ZM67 250L70 254L68 252L65 253V251H67ZM73 250H75L76 252ZM227 250H228V253L233 252L231 255H233V254L234 255L229 256L230 258L227 257V255H229L227 253ZM40 251L42 254L40 253ZM148 251H150L149 252L150 255H148L149 254ZM36 252H37V256H36ZM43 252H45V253L43 254ZM71 252H73V253H71ZM255 252H257V253H255ZM20 253H22V254H20ZM46 253H47V255H46ZM96 253L99 254V256L96 255ZM104 253H105V255L101 256ZM106 253H107V255H106ZM245 253H247V254L249 253V254L247 255ZM5 254L8 255V257ZM9 254L10 255L12 254L11 257ZM25 254H26V256H24L22 258V256ZM93 254H95V255H93ZM255 254H256V256H255ZM154 255H156V256H154ZM235 255H238V256L236 257ZM253 255L255 257H253ZM14 256H16V257H14ZM259 256L260 257L263 256L261 258V260H260ZM39 257H40L41 262H38ZM239 257H240V259H239ZM241 257H243V258L241 259ZM24 258H25V261H24ZM234 258H236V259H234ZM245 259H246V261H245ZM251 259H252V261H251ZM26 260H27V262H26ZM243 262H245V263H243ZM248 262H250V263H248Z\"/></svg>",
	"mask_w": 264,
	"mask_h": 264
},
{
	"label": "bare ground",
	"instance_id": "2",
	"mask_svg": "<svg viewBox=\"0 0 264 264\" xmlns=\"http://www.w3.org/2000/svg\"><path fill=\"white\" fill-rule=\"evenodd\" d=\"M18 1H20V0H18ZM18 1H16V2H18ZM31 1H32V0H30V3H31ZM40 1H41V0H40ZM43 1H44L43 4L45 5L46 2H45V0H43ZM46 1H47V0H46ZM85 1H86V0H85ZM85 1H82V3H84ZM89 1H91V0H89ZM96 1H97V0H96ZM116 1H119V0H115V2H116ZM120 1H121V2H119V3H122V2H123V0H120ZM128 1H129V0H128ZM133 1H134V0H133ZM137 1H138V0H137ZM140 1H142V0H140ZM145 1H146V0H145ZM148 1L150 2L151 0H148ZM148 1H146V2H148ZM160 1H161V0H160ZM178 1H179V0H178ZM181 1L184 2L185 0H180V1L178 2L179 5H180V2H181ZM187 1H188V0H186V3H187ZM201 1H202V0H201ZM214 1H215V0H214ZM214 1H213V2H214ZM49 2H51V1H49ZM68 2H69V1H68ZM68 2L66 1V5L69 6V4H67ZM86 2H88V1H86ZM97 2H98V1H97ZM103 2L105 3V0H104ZM146 2H145V4L148 5V3H146ZM165 2H166V0H165ZM182 2H181V4H183ZM197 2H199L198 5H200V0L197 1ZM252 2H253V0H252L251 2H249V4H252ZM11 3H12V0H11ZM14 3H15V2H14ZM20 3H21V2H20ZM53 3H54V2H53ZM71 3H72V2H71ZM74 3L78 4L77 1H76V2H73V4H74ZM119 3H117V4H119ZM123 3H124V2H123ZM123 3H122V4H123ZM128 3H130V1H129ZM128 3H125V4L121 5V6H123V7L125 8V6H128V5H126V4H128ZM132 3H133V2H132ZM172 3H173V2H172ZM172 3H171V4H172ZM191 3H192V2L190 1V4H191ZM226 3H228V2L226 1ZM226 3H225V4H226ZM234 3H236V5L238 6V3H241V2H238V3H237V2H234ZM234 3H233V5L235 6ZM244 3H245V1H244ZM15 4H17V3H15ZM73 4H72V5H73ZM76 4H75V5H76ZM114 4H116V3H114ZM117 4H116V5H117ZM134 4H135V3H134ZM150 4H151V3H150ZM155 4H160V3H159L158 0H157V3L155 2ZM168 4H169V3H168ZM173 4H174V3H173ZM173 4H172V7H170V6H169V7H170V8H173ZM175 4H176V3H175ZM187 4H188V3H187ZM187 4H186V6H187ZM190 4H188V5H189L188 7H191V8H189V9H190V11H192V8H193V7L190 6ZM225 4H224V5H225ZM18 5H19V2H18ZM18 5H16V8H17ZM20 5H21V4H20ZM22 5H23V3H22ZM27 5H28V4H27ZM37 5H39V0H38ZM63 5H64V4H63ZM63 5H62V6H63ZM70 5H71V4H70ZM75 5H74V6H75ZM81 5H82V4H81ZM83 5H84V4H83ZM83 5H82V6H83ZM124 5H125V6H124ZM130 5H131V3H130ZM147 5H146V7H147ZM151 5H152V4H151ZM179 5H178V6H179ZM183 5H184V4H183ZM212 5H213V4H212ZM215 5H217V4H214L213 7H215ZM233 5H231V7H232ZM240 5H241V4H240ZM247 5H248V4H247ZM252 5H253V4H252ZM254 5H256V4L254 3ZM39 6H40V5H39ZM39 6H38V7H39ZM42 6H43V5H42ZM59 6H60V5H59ZM148 6H149V5H148ZM186 6H185V7H186ZM256 6H258V5H256ZM43 7H44V6H43ZM65 7H67V6H65ZM175 7H177V6H175ZM185 7H184V8H185ZM188 7H187V9H188ZM246 7H247V6H246ZM18 8H19V6H18ZM18 8L15 9V11L19 10ZM21 8H22V7H21ZM21 8H20V9H21ZM24 8H25V7H24ZM27 8H28V7L26 6V9H27ZM40 8H41V7H39V10H40ZM57 8H58V7H57ZM60 8H62V7H60ZM69 8H70V7H68V9H69ZM124 8H123V9H124ZM128 8H129V6H128ZM137 8H138V7H137ZM137 8H136V9H137ZM154 8H156V7L154 6ZM165 8H166V7H165ZM182 8H183V7H182ZM184 8H183V9H184ZM239 8L241 9V10L239 9V12H241L243 6H242V7L239 6ZM251 8H252V7H251ZM251 8H250V9H251ZM30 9H32V8L30 7ZM30 9H29V10H30ZM43 9H46V7L43 8ZM43 9H42V10H43ZM65 9H66V8H65ZM70 9H71V8H70ZM82 9H83V8H82ZM136 9H135V10H136ZM152 9H153V8H152ZM176 9H177V8H176ZM179 9H180V8H179ZM187 9H184V12H185V10H187ZM208 9H209V8H208ZM208 9H206V10H208ZM219 9H220V8H219ZM247 9H249V8L247 7ZM12 10H13V9H12ZM23 10H24V9H23ZM32 10H33V9H32ZM39 10H38V11H39ZM42 10H41V11H42ZM58 10H59V9H58ZM78 10L80 11L81 9L79 8V9H77V11H78ZM115 10H116V9H115ZM115 10H114V11H115ZM138 10H139V9H138ZM138 10H136V11H138ZM154 10H155V9H154ZM166 10H167V9H166ZM166 10H165V11H166ZM174 10H175V9H174ZM180 10H181V9H180ZM193 10H194V9H193ZM197 10H200V9L198 8ZM197 10H196V11H197ZM215 10H216V9H214V11H215ZM223 10H224V9H223ZM223 10H221V11H223ZM225 10H226V9H225ZM228 10H229V9H228ZM230 10H231V9H230ZM233 10H234V9H233ZM233 10H232V11H233ZM237 10H238V9H237ZM54 11L58 12L56 9H55ZM66 11H68V10H66ZM83 11H85V10H83ZM124 11H125V10H124ZM163 11H164V10H163ZM190 11H189V12H190ZM194 11H195V10H194ZM194 11H193V14L195 13ZM210 11H212V10L210 9ZM216 11H219V10H216ZM232 11H231V12H232ZM11 12H13V11H11ZM21 12H22V15L25 14V10H24V13H23L22 10H21ZM28 12H29V11H28ZM56 12H55V13H56ZM64 12H65V10H64ZM73 12H75V11L72 10L71 13L73 14ZM151 12H152V10H151ZM161 12H162V10H161ZM184 12L182 11V13H184ZM197 12H198V11H197ZM197 12H196V13H197ZM248 12H249V10H248ZM0 13H1V12H0ZM76 13H77V12H76ZM76 13H75V14H76ZM79 13L81 14L82 11L79 12ZM95 13H96V12H95ZM95 13H91V14H93V16H94ZM102 13L104 14V13H106V12H103V11H102L101 14H102ZM107 13H109V12H107ZM136 13H137V12H136ZM136 13H135L134 15H136ZM165 13H166V12H165ZM177 13H179V12H177ZM190 13H191V12H190ZM243 13H244V9H243ZM3 14H4V13H2V15H0V16L2 17ZM31 14H32V13H31ZM52 14H53V13H52ZM85 14H86L85 16H88V15H87V14H88L87 12H86ZM140 14L142 15L141 12H140ZM140 14H137V15L140 16ZM175 14H176V13H175ZM179 14H180V13H179ZM198 14H199L200 16H201V15H204V14H201V13H198ZM245 14H247V13H245ZM249 14H250V13H248V15H249ZM251 14H252V13H251ZM8 15H9V13H8ZM41 15H42V14H41ZM43 15H44V13H43ZM65 15H66V14H65ZM68 15H70V14H68ZM68 15H67V16H68ZM73 15H74V14H73ZM73 15H72V16H73ZM114 15H115V14H114ZM116 15H117V14H116ZM118 15H119V14H118ZM118 15H117V16H118ZM206 15H207V14H206ZM206 15L204 16L205 18H206ZM237 15H238V14H237ZM237 15H236V17H237V20L239 21L240 18H238ZM239 15H242V14L239 13ZM9 16H10V15H9ZM31 16H32V15H31ZM55 16H56V14H55ZM105 16H106V15H105ZM105 16H104V17H105ZM107 16L109 17V15H107ZM183 16H184V15H183ZM194 16H195V14L193 15V19H194ZM222 16H224V15H222ZM18 17L20 18V17H21V14H19ZM18 17H17V18L15 17V18L18 19ZM41 17L43 18V16H41ZM44 17H46V15H45ZM65 17H66V16H65ZM94 17L96 18V16H94ZM120 17L122 18V16H120ZM123 17H124V16H123ZM135 17H136V16H135ZM175 17H176V16H175ZM230 17H231V16H230ZM7 18H8V17H7ZM15 18H14V19H15ZM47 18H48V17H47ZM66 18L68 19L69 17H66ZM73 18H74V17H73ZM76 18H78V19H76V20L78 21V20H79V16H77ZM87 18L90 19L89 17H87ZM118 18H119V17H118ZM124 18H125V17H124ZM183 18H184V17H183ZM231 18H233V17H231ZM0 19H1V18H0ZM10 19H12V17H10ZM20 19H21V18H20ZM33 19H34V18H33ZM44 19H45V18H44ZM53 19H54V18H53ZM67 19H66V20H67ZM81 19H82V18H81ZM88 19H87V20H88ZM101 19H102V17L100 16V20H101ZM112 19H113V18H112ZM112 19H111V21H109L108 19H106V21H107V20L109 21V22L107 21L108 24H109L110 22L112 23V24L110 23V25H112L111 28H113L114 20L117 21L116 18H114L113 21H112ZM136 19H137V18H136ZM136 19H133V20L135 21ZM138 19H139V18H138ZM195 19H197V18H195ZM242 19H245V21H246V18H243V16H242ZM12 20H13V19H12ZM21 20L24 21L23 19H21ZM36 20H37V19H36ZM51 20H52V19H51ZM73 20H74V19H73ZM73 20H72V22H73ZM76 20H75V21H76ZM90 20H91V19H90ZM92 20H93V19H92ZM94 20H95V19H94ZM96 20H97V18H96ZM98 20H99V19H98ZM104 20H105V18H104ZM104 20H103V22H105ZM119 20H120V19H119ZM139 20H140V21H139L138 23L135 21V25L138 26V24L141 23V19H139ZM207 20H208V19H207ZM42 21H43V20L40 21V22H41V25H43V22H42ZM45 21H46V20H45ZM60 21H61V20H60ZM67 21H68V20H67ZM124 21H125V20H124ZM134 21H132V22H134ZM178 21H179V20H178ZM199 21H202V20H199ZM204 21H206V20H204ZM208 21H209V20H208ZM219 21H220V19H219ZM241 21H242V20H241ZM254 21H255V20H254ZM254 21H253V22H254ZM18 22H19V21H18ZM48 22H49V21H48ZM64 22H66V21H64ZM70 22H71V21H70ZM72 22H71V23H72ZM100 22H101V21H100ZM117 22H118V21H117ZM202 22H203V21H202ZM202 22H201V23H202ZM242 22H243V21H242ZM247 22H248V20H247ZM251 22H252V21H251ZM8 23H10V21H9ZM8 23H7V24H8ZM59 23H62V22H59ZM66 23H67V22H66ZM78 23H79V21H78ZM78 23H74V24L76 25V24H78ZM91 23H94V25H95V23H96V24H99V22L97 23V22H95V21H94V22L92 21ZM91 23H89V24H91ZM142 23H144V22H142ZM158 23H159V21H158ZM158 23H157V24H158ZM160 23H161V22H160ZM160 23H159V24H160ZM237 23H238V22H237ZM237 23H236V24H237ZM249 23H250V22H249ZM15 24H17V23H15ZM51 24H52V23H51ZM67 24H68V23H67ZM86 24H87V23H86ZM89 24H88V25H89ZM100 24H101V23H100ZM100 24H99V27H100ZM144 24H146V23H144ZM144 24H143V25H144ZM175 24H176V23H175ZM219 24H220V23H219ZM219 24H218V25H219ZM233 24H234V22H233ZM239 24H240L242 27L244 26L243 23L241 24V23L239 22ZM253 24H254V23H253ZM253 24H252V25H253ZM22 25H23V24H22ZM22 25H21V26H22ZM29 25H30V24H29ZM44 25H45V24H44ZM91 25H92V24H91ZM101 25H103V24H101ZM104 25H105V26H104ZM104 25H103V29H104V27H106V24H104ZM120 25H121V24H120ZM125 25H126V24H125ZM147 25L150 26V24H147ZM180 25H181V24H180ZM182 25H183V23H182ZM199 25L201 26V24H199ZM254 25H255V24H254ZM11 26H12V25H11ZM38 26L40 27V25H38ZM86 26H87V25H86ZM122 26H123V25H122ZM126 26H127V25H126ZM128 26H131V24L128 25ZM161 26H162V24L160 25V28L158 29V31L161 29ZM183 26H184V25H183ZM249 26H250V25H248V27H249ZM0 27H2V26L0 25ZM4 27L7 28L6 25H5ZM4 27H3V30H2V31H4ZM12 27H13V26H12ZM17 27H18V25L16 26V28H17ZM48 27H49V26H48ZM72 27H73V26H72ZM92 27H93V25H92ZM118 27H119V25L117 26V28L114 26V28H116V30L118 29ZM134 27H135V26H134ZM134 27H132V28H134ZM155 27H156V26H155ZM165 27H166V25H165ZM180 27H181V26H180ZM238 27H239V26H238ZM263 27H264V26H263ZM6 28H5V29H6ZM19 28H21V27H19ZM28 28H29V27H28ZM54 28H55V27H54ZM63 28H64V27H63ZM67 28H68V27H67ZM75 28H76V27H75ZM79 28H80V27H79ZM93 28H94V27H93ZM108 28H110V27H108ZM123 28H124V27H123ZM130 28H131V27H130ZM130 28H129V30H130ZM156 28H157V27H156ZM215 28H216V27H215ZM227 28H228V27H226V30H227ZM229 28H230V27H229ZM246 28H247V26L244 27V30H246ZM257 28H258V27H257ZM0 29H1V28H0ZM7 29L10 30V27L7 28ZM7 29H6V30H7ZM17 29H18V28H17ZM31 29H32V28H30V31H31ZM33 29H34V28H33ZM36 29H37V28H36ZM36 29H35V30H36ZM39 29H40V28H39ZM41 29H43V28L41 27ZM60 29H62V28L60 27ZM100 29H102V27H101ZM119 29L122 30V28H119ZM119 29H118V30H119ZM134 29L136 30V28H134ZM148 29H149V28H148ZM166 29H167V27H166ZM166 29H165V30H166ZM20 30H21V29H20ZM20 30H19V31H20ZM44 30H46V29H44ZM49 30H50V29H49ZM64 30H65V28H64ZM67 30H69V29H67ZM83 30H84V29H83ZM83 30H82V32H83ZM114 30H115V29H114ZM116 30H115V31H116ZM129 30H128V31H129ZM247 30H250V28H249V29L247 28ZM24 31H25V30H23V32H24ZM40 31H41V30H40ZM40 31H39V32H40ZM46 31H47V30H46ZM98 31H99V30H98ZM102 31H103V30H102ZM111 31H112V30H111ZM119 31H120V30H119ZM124 31L127 32V35L129 36V33H130L131 31H133V30L131 29L130 32L128 33V31H126V28H125V29H123V32H124ZM137 31L139 32L140 30L137 28ZM137 31H136V32H137ZM148 31H150V30H148ZM154 31H157V30H154ZM160 31H161V30H160ZM160 31H159V32H160ZM168 31H169V29H168ZM178 31L180 32V30H178ZM178 31H176V32H178ZM189 31H190V30H189ZM199 31H200V30H199ZM228 31H229V30H228ZM250 31H251V30H250ZM253 31H254V29H253ZM32 32H34V31H32ZM36 32H38V31L36 30ZM61 32H65V31H62V30H61ZM123 32H122V33H123ZM125 32H124V34H125ZM150 32H151V31H150ZM152 32H153V31H152ZM187 32H188V31H187ZM19 33H20V32H19ZM43 33H44V32H43ZM132 33H133V35H134V32H132ZM143 33H146V32H143ZM153 33H154V32H153ZM162 33H163V35H164V32H162ZM180 33H182V32H180ZM222 33H224V32H222ZM229 33L231 34V31H230ZM256 33H257V32H256ZM256 33H255V34H256ZM23 34H27V33H23ZM23 34H21V35H23ZM28 34H29V29H28ZM46 34H47V32H46ZM49 34L52 35L53 33H49ZM82 34H83V33H82ZM135 34H136V33H135ZM140 34H141V31H140ZM185 34H186V32H185ZM62 35H63V34H62ZM65 35H66V37H67V33H66ZM86 35H87V34H86ZM86 35H84V36H85V38L87 39ZM109 35H110V34H109ZM115 35H116V34H115ZM142 35H144V34H141V36L139 35L138 37H141V38H142ZM181 35H182V34H181ZM186 35H187V34H186ZM217 35H219V33H217ZM224 35H225V33H224ZM84 36H83L82 38H84ZM87 36H88V35H87ZM112 36H113V35H112ZM125 36H126V35H125ZM128 36H126V37H128ZM134 36H135V35H134ZM144 36H146V35H144ZM164 36H165V35H164ZM167 36H169L168 33H167ZM167 36H166L165 38H167ZM176 36L178 37V39H179L180 41H181V39H184L185 37L188 38V35L185 36V37L182 35L184 38L181 37V39L179 38L178 35H176ZM176 36H175V37H176ZM189 36H190V35H189ZM207 36H208V35H207ZM2 37H3V36H2ZM13 37H14V36H13ZM17 37H18V39H20V37H22V36L19 37V35H18ZM17 37H16V38H17ZM23 37H25V36H23ZM26 37H27V36H26ZM40 37H42V34H41ZM61 37H62V36H61ZM69 37H70V36H69ZM114 37H115V36H114ZM123 37H124V36H123ZM135 37H137V36H135ZM177 37H176V39H177ZM217 37H218V36H217ZM217 37H216V38H217ZM225 37H226V36H225ZM29 38H30V35H29ZM43 38H44V37H43ZM43 38H42V41H44ZM71 38H72V37H70V39H71ZM85 38H84V39H85ZM131 38H133V37H131ZM141 38H140V39H141ZM186 38H185V39H186ZM193 38H194V37H193ZM207 38H208V37H207ZM221 38H222V37H221ZM235 38H237V37H235ZM235 38H233V39H235ZM239 38H240V37L238 36L237 39H239ZM241 38H243V36H242ZM6 39H7L8 41H11V40L8 39V38H6ZM36 39H37V38H36ZM40 39H41V38H40ZM60 39H63V38H60ZM66 39H67V38H66ZM68 39H69V38H68ZM93 39H95V38L93 37ZM93 39H91V40H93ZM100 39H101V38H100ZM122 39H124V38H122ZM136 39H137V38H136ZM178 39H177V40H178ZM185 39H184V40H185ZM212 39H215V38H212ZM218 39H220V38H218ZM222 39H223V38H222ZM7 40H5V41H7ZM21 40H22V38H21ZM24 40H25V39H24ZM79 40H80V39H79ZM87 40H88V41H91V40H90V37H89V39H87ZM95 40H96V39H95ZM95 40H93V41L95 42ZM125 40H127V39H125ZM186 40H188V39H186ZM189 40H190V37H189ZM193 40H195V39H193ZM209 40H211V39L209 38ZM226 40H227V39H226ZM230 40H231V39H229V41H230ZM258 40L260 41L261 39L258 38ZM263 40H264V39H263ZM22 41H23V40H22ZM36 41H37V40H36ZM36 41H35V42H36ZM64 41H65V40H64ZM69 41H70V40H69ZM71 41H72V40H71ZM133 41H134V40H133ZM191 41H192V40H191ZM231 41H232V40H231ZM261 41H262V40H261ZM57 42H58V41H57ZM75 42H76V41H75ZM84 42L87 44L86 41H84ZM91 42H92V41H91ZM96 42H97V40H96ZM98 42H100V41L98 40ZM101 42H104V43H105L104 40L101 41ZM146 42H147V41H146ZM184 42H186V41H184ZM223 42H224V41H223ZM223 42H222V43H223ZM225 42H226V41H225ZM3 43H4V42H3ZM5 43H6V42H5ZM9 43H10V42H9ZM19 43H20V41H19ZM23 43H24V42H23ZM27 43H28V42H27ZM41 43H42V42H41ZM41 43H40V44H41ZM43 43H44V42H43ZM43 43H42V44H43ZM54 43H55V42H54ZM59 43H60V41H59ZM59 43H58V44H59ZM72 43H73V41H72ZM79 43H80V42H79ZM148 43L151 45V44L154 43V42L150 43V42L148 41L147 44H148ZM174 43H175V42H174ZM188 43L192 44V42H188ZM222 43H221V44H222ZM228 43H229V42H226L225 44H228ZM231 43H233V42H231ZM33 44H34V43H33ZM36 44H37V43H36ZM58 44H57V45H52V49H53V46H56V48H58ZM77 44H78V43H77ZM89 44L92 46L93 42H92V44H91V43H88L87 45H89ZM105 44H106V43H105ZM105 44H104V45H105ZM132 44H133L134 46H137V45L134 44V42H133ZM149 44H148V45H149ZM160 44H162V43L160 42ZM160 44H159V45H160ZM172 44H173V43H172ZM172 44H171V46H172ZM210 44H211V42H210ZM1 45H2V44H0V46H1ZM5 45H6V44H4L3 46L5 47ZM14 45H16V44H14ZM19 45H20V44H18V46H19ZM26 45H27V44H26ZM79 45H80V44H79ZM84 45H85V44H83V47H84V48H82V49L85 50V46H84ZM90 45H89V46H90ZM150 45H149V46H150ZM152 45H153V44H152ZM157 45H158V44H157ZM164 45H165V44H164ZM179 45H182V44L179 43ZM229 45H230V44H229ZM231 45H232V44H231ZM34 46H35V45H34ZM81 46H82V45H81ZM81 46H80V47H81ZM89 46H88V48H89ZM91 46H90V47H91ZM162 46H163V45H162ZM185 46H186V49L188 50V48H187L188 44H187V45L185 44ZM185 46H184V50H185ZM221 46H222V45H221ZM4 47H2V48L4 49ZM9 47H10V45L8 46V48H9ZM12 47H13V46H11V48H12ZM42 47H43V45H42ZM74 47H75V46H74ZM80 47H79V48H80ZM152 47H153V46H152ZM152 47H151V48H152ZM166 47H169V48H170V45H169V46H166ZM173 47H175V46L173 45ZM192 47H195L194 42H193V46H192ZM198 47H199V46H198ZM0 48H1V47H0ZM27 48H28V47H27ZM79 48H78V50L81 49V48H80V49H79ZM108 48H109V47H108ZM131 48H132V47H131ZM135 48H136V47H135ZM135 48L133 47V49H135ZM147 48H148V47H147ZM149 48H150V47H149ZM161 48H162V47H161ZM163 48H164V47H163ZM169 48H167L166 51H167ZM181 48H183V47L181 46ZM206 48H208V47H206ZM206 48H205V49H206ZM222 48H223V47H222ZM3 49H2V50H3ZM5 49H6V48H5ZM29 49H30V48H28V50H29ZM52 49H51V50H52ZM103 49H104V48H103ZM142 49H143V48H142ZM159 49H160V48H159ZM171 49H172V47H171ZM191 49H192V48H191ZM196 49H197V47H196ZM196 49H195V50H196ZM205 49H202V50H205ZM210 49H211V48H210ZM23 50H24V49H23ZM41 50H42V49H41ZM43 50H45V49H43ZM48 50H50V47L48 48ZM51 50H50V51H51ZM86 50H87V48H86ZM91 50H92V49L90 48V52H91ZM147 50H148V49H147ZM155 50H157V49H155ZM163 50H164V49H163ZM163 50H162V53H161V50H160L159 53H160V54H163V53H164ZM180 50H182V49H180ZM192 50H193V49H192ZM195 50H193V51H195ZM200 50H201V48H200ZM202 50H201V51H202ZM240 50H241V49H240ZM4 51H5V50H4ZM6 51H7V50H6ZM6 51H5V52H6ZM8 51H9V50H8ZM8 51H7L6 56H7V55L9 56V54H10V53L8 54ZM61 51H63V50L61 49ZM82 51H83V50H82ZM88 51H89V50H88ZM88 51H87V53H89ZM108 51H109V50H108ZM108 51H106V52L108 53ZM142 51H143V54H144V50H142ZM172 51H174V49H173ZM198 51H199V49H198ZM241 51H243V49H242ZM5 52H3V53H5ZM16 52H17V51H16ZM21 52H22V51H21ZM23 52H24V51H23ZM23 52H22V53H23ZM38 52H39V51H38ZM53 52H54V51H53ZM55 52H57V51L55 50ZM59 52H60V51H59ZM59 52H58V53H59ZM63 52H64V51H63ZM65 52H66V51H65ZM103 52H104V51H103ZM106 52H104V53H106ZM111 52H112V51H111ZM111 52H110V53H111ZM131 52H132V51H131ZM135 52L138 54V51H135ZM176 52H177V54H179V53H178L179 50H176ZM180 52H182V51H180ZM199 52H200V51H199ZM199 52H197V53H199ZM203 52H204V51H203ZM92 53H93V52H92ZM107 53H106V55H107ZM110 53H109V56L111 55ZM155 53H156V52H155ZM169 53H170V52H169ZM173 53H175V52H172V54H173ZM206 53H207V51H206ZM206 53H204V54H206ZM15 54H16V53H15ZM38 54H39V53H38ZM55 54H56V53H54V55H55ZM61 54H62V52H61ZM63 54H64V53H63ZM66 54H69V53L66 52ZM70 54H71V53H70ZM72 54H73V53H72ZM89 54H90V53H89ZM93 54H94V53H93ZM93 54H92V55L90 54V56L92 57ZM143 54H141V55H143ZM146 54H147V53H146ZM149 54H150V53H149ZM156 54H157V53H156ZM204 54L202 53V55H203L202 57H203V58H205V57L207 56L208 53L205 55V57H204ZM209 54H210V53H209ZM1 55H2V54H1ZM11 55H12V54H11ZM73 55H74V54H73ZM86 55H87V54H86ZM96 55H97V54H95V56H96ZM102 55H103V54H102ZM134 55H135V53H134ZM138 55H139V54H138ZM165 55H168V54L165 53ZM181 55H183V54H181ZM193 55H194V52H193ZM198 55H199V54H198ZM3 56H4V55H3ZM3 56H2V58H3ZM49 56H50V54H49ZM56 56H59V55H56ZM81 56H82V55H81ZM90 56L88 55V57H90ZM98 56H99V55H97L96 57H98ZM150 56H152V55L150 54ZM156 56H157V55H156ZM163 56H164V54H163ZM168 56H170V54H169ZM200 56H201V55H200ZM208 56H211V54L208 55ZM216 56H217V55H216ZM9 57H10V56H9ZM25 57H26V56H25ZM50 57H51V56H50ZM65 57H66V56H65ZM93 57H94V56H93ZM153 57H154V56H153ZM170 57H171V56H170ZM211 57H212V56H211ZM0 58H1V57H0ZM2 58H1V59H2ZM26 58H27V57H26ZM60 58H62V57H60ZM75 58H78V57H75ZM81 58H82V57H81ZM81 58H79V59H81ZM99 58H100V57H99ZM101 58H102V57H101ZM101 58H100V60H101ZM113 58H114V56H113ZM113 58H112V63H113ZM154 58H155V57H154ZM159 58H161V57L158 56V60H160ZM174 58H176V56H175ZM215 58H216V57H214V59H215ZM218 58H219L218 61H220V62L223 61V58L220 59L219 55H218ZM238 58H239V56H238ZM3 59H4V58H3ZM13 59H14V57H13ZM45 59L47 60V55H46V58H44V60H45ZM57 59H58V58H57ZM84 59H86V61H88L87 58H84ZM128 59H129V58H128ZM161 59H162V58H161ZM164 59H165V58H164ZM166 59H168V58H166ZM166 59H165V61H166ZM176 59H178V58H176ZM209 59H210V58H209ZM214 59H213V60H214ZM240 59H241V57H240ZM244 59L248 60V57H247V58H244ZM22 60H23V59H22ZM25 60H26V59H25ZM40 60H41V59H40V57H39V58H38V63L41 62ZM46 60H45V61H46ZM96 60H97V59H96ZM114 60H115V58H114ZM129 60H130V59H129ZM216 60H217V59H216ZM221 60H222V61H221ZM231 60H233V58H231ZM33 61H34V60H33ZM63 61H64V58H63ZM82 61H83V58H82ZM125 61H126V60H125ZM130 61H131V60H130ZM200 61H202V60L200 59ZM5 62H6V60H5ZM28 62H29V61H28ZM34 62H35V61H34ZM42 62H43V61H42ZM61 62H62V61H61ZM94 62H95V61H94ZM96 62H97V61H96ZM110 62H111V61H110ZM122 62H123V61H122ZM148 62H149V61H148ZM148 62H147V64H148ZM226 62H227V61H226ZM26 63H27V62H26ZM46 63H47V62H46ZM80 63H81V60H80ZM89 63H90L91 65H95L94 63L92 64V62H90V60H89ZM127 63H128V62H127ZM127 63H126V64H127ZM200 63H203V62H200ZM210 63H211V62H210ZM210 63H208V64H210ZM213 63H214V61H213ZM223 63H225V61H224ZM9 64H10V63H9ZM16 64H18V63H15V65H16ZM21 64H22V65H25L24 60L22 61ZM36 64H37V63H36ZM81 64L83 65L84 63H81ZM106 64H107V63H106ZM128 64H131V62L128 63ZM216 64H217V62L215 61V65H214V66H215V67H216V66H217V67H220V66L218 65V64H220V63H218L217 65H216ZM34 65H35V64H34ZM34 65H32V67H33V68H36V67H34ZM38 65H39V64H38ZM38 65H37V68H38ZM40 65H42V63H41ZM40 65H39V66H40ZM46 65H47V64H46ZM84 65H85V64H84ZM96 65H97V64H96ZM99 65L101 66V64H99ZM107 65H108V64H107ZM123 65H124V64H123ZM156 65H158V64H156ZM203 65H204V64H203ZM220 65H222V64H220ZM224 65H226V64H224ZM224 65H223V66H224ZM18 66H19V64H18ZM30 66H31V65H30ZM30 66H29V67H30ZM68 66L70 67V65H68ZM100 66H97V69H98V67L101 68ZM223 66H221V67H223ZM240 66H242V65H240ZM0 67H1V66H0ZM14 67H15V66H14ZM16 67H17V65H16ZM16 67H15V68H16ZM19 67H20V66H19ZM22 67H23V66H22ZM29 67H28V68H29ZM94 67H95V66H94ZM221 67H220V68H221ZM242 67H243V66H242ZM37 68H36V69H37ZM84 68H85V66H84ZM120 68H121V66H120ZM120 68L118 67V69H120ZM124 68H125V70L128 69V67H127V68L124 67ZM209 68H210V67H209ZM243 68H244V67H243ZM29 69H31V68H29ZM68 69H69V68H68ZM87 69H88V67H87ZM92 69H93V67L91 68V71H92ZM94 69H95V68H94ZM144 69H145V68H144ZM222 69H223V68H222ZM238 69H239V68H238ZM245 69H246V68H245ZM245 69H243V70L245 71ZM0 70H1V69H0ZM4 70H5V69H4ZM7 70H8V69H7ZM7 70H6V71H7ZM65 70H66V69H65ZM120 70L122 71L123 69H120ZM246 70H247V69H246ZM15 71H17V70H15ZM87 71H88V70H87ZM96 71H98V70H96ZM96 71H94V72H96ZM99 71H100V70H99ZM198 71H199V70H198ZM215 71H216V70H215ZM3 72L5 73V71H3ZM29 72H30V71H29ZM88 72H89V71H88ZM115 72H117V71H115ZM130 72H131V71H130ZM130 72H129V73H130ZM144 72H145V71H144ZM157 72H158V71H157ZM201 72H202V71H201ZM205 72H206V71H205ZM249 72H251V71H249ZM249 72H247V73H249ZM252 72H253V70H252ZM1 73H2V72H1ZM7 73H9V72H7ZM10 73H11V72H10ZM12 73H13V72H12ZM14 73L18 74V73H20V72H18V73H17V72H14ZM14 73H13V74H14ZM30 73H32V72H30ZM34 73H35V71H34ZM34 73H32V74H34ZM89 73H90V72H89ZM117 73H118V72H117ZM153 73H154V72H153ZM159 73H160V72H159ZM197 73H199V72H197ZM215 73H216V72H215ZM226 73H227V70H226ZM231 73H233V72H231ZM2 74H3V73H2ZM2 74L0 75L1 77H2ZM20 74H21V73H20ZM35 74H36V73H35ZM46 74H48V73L46 72ZM61 74H63V72H62ZM61 74H60V75H61ZM146 74L148 75V73H146ZM195 74H196V72H195ZM228 74H229V72H228ZM7 75H9L8 77H10V74H7ZM7 75H5V76L7 77ZM64 75H65V74H63V76H64ZM68 75H70V74H68ZM122 75H123V74H122ZM147 75H146V78L148 77ZM161 75H162V74H161ZM196 75H197V74H196ZM201 75H202V74H201ZM204 75H207V72H206V74H204ZM204 75H203V76H204ZM5 76L2 77V79H3V78L5 79ZM28 76H29V75H28ZM28 76H27V77H28ZM37 76H38V74H37ZM43 76H44V75H43ZM45 76H46V75H45ZM50 76H51V75H50ZM61 76H62V75H61ZM65 76H67V75H65ZM119 76H121V75L119 74ZM119 76H118V77H119ZM131 76H132V78H133V75H130V78H131ZM143 76H144V75H143ZM209 76H210V74L208 75V77H209ZM19 77H20V76H19ZM25 77H26V76H25ZM40 77H41V76H40ZM52 77H53V76H52ZM73 77H74V76H73ZM77 77H78V76H77ZM122 77H123V76H122ZM124 77L126 78V75H124ZM124 77H123V78H124ZM197 77H198V75H197ZM205 77H206V76H205ZM28 78H29V77H28ZM30 78H31V77H30ZM61 78H62V77H61ZM66 78H67V80H70V79H68V77H66ZM66 78L64 77V79H66ZM132 78H131V79H132ZM148 78H149V77H148ZM152 78H153V75H152ZM22 79H24V78H22ZM22 79H20L19 81H21ZM41 79H42V77H41ZM155 79H156V78H155ZM196 79H197V78H196ZM32 80L34 81V79H32ZM71 80H72V79H71ZM82 80H83V79H82ZM118 80H119V79H118ZM133 80H134V79H133ZM199 80L201 81V79H199ZM199 80H198V82H199ZM206 80H207V79H206ZM4 81H5V80H4ZM17 81H18V80H17ZM26 81H27V80H26ZM79 81H80V80H79ZM79 81H78V82H79ZM131 81H132V80H131ZM131 81H130V82H131ZM0 82H1V84L3 83L2 80H1ZM11 82H12V81H11ZM27 82H28V81H27ZM27 82H26V85L29 84V83L27 84ZM86 82H87V80H86ZM86 82H85V84H86ZM114 82H115V81H114ZM119 82H120V81H119ZM121 82L123 83V81H121ZM76 83H77V82H76ZM122 83H120V85H121ZM131 83H132V82H131ZM16 84H17V83H16ZM33 84H34V83H33ZM81 84H82V83H81ZM87 84H88V83H87ZM116 84H117V83H116ZM116 84H115V85H116ZM118 84H119V83H118ZM3 85H4L3 87H5V83H3ZM11 85H12V84H11ZM26 85H25V86H26ZM61 85H62V84H61ZM25 86H24L23 88H25ZM44 86H45V85H44ZM56 86H57V85H56ZM62 86H63V85H62ZM68 86H69V84H68ZM92 86H93V84H92ZM13 87H14V86H13ZM15 87H16V85H15ZM60 87H61V86H60ZM65 87H67L66 84H65ZM69 87H71V86H69ZM73 87H74V86H73ZM73 87H72V89H73ZM75 87H76V85H75ZM75 87H74V89H75ZM88 87H91V85H89ZM114 87H116V86L113 85L112 88H114ZM123 87H124V85H123ZM179 87H180V86H178L177 88H179ZM5 88H6V87H5ZM5 88H4V89H5ZM9 88H10V87H9ZM47 88H48V86H47ZM49 88H51V87H49ZM52 88H53V87H52ZM58 88H59V87H58ZM112 88H111V89H112ZM116 88H117V87H116ZM124 88H125V87H124ZM1 89H2V88H1ZM4 89H2V90L5 91L6 89H5V90H4ZM10 89H11V88H10ZM30 89H31V88H30ZM45 89H46V88H45ZM45 89H43V90H45ZM88 89H89V88H88ZM67 90H69V89H67ZM85 90H87V88H86ZM40 91H42V90L40 89ZM48 91H49V90H48ZM146 91H147V90H146ZM176 91H177V90H176ZM1 92H2V91H1ZM27 92H28V91H26L25 93H27ZM37 92H39V91H37ZM43 92H44V91H43ZM46 92H47V91H46ZM74 92H75V90H74ZM82 92H83V91H82ZM90 92H91V90H90ZM142 92H143V91H142ZM195 92H196V91H195ZM4 93H5V92H4ZM4 93H3V94H4ZM8 93H9V92H8ZM10 93H11V92H10ZM10 93H9V94H10ZM39 93H41V92H39ZM71 93H72V92H71ZM86 93H88V92L86 91ZM143 93H144V92H143ZM196 93H197V92H196ZM0 94H1V93H0ZM9 94H7V95H5V96L3 95V97L0 95V97H1L0 99H2V98L5 97V100H6V96H8ZM17 94H18V93H17ZM84 94H85V93H84ZM90 94H91V93H90ZM186 94L188 95L187 92H186ZM186 94H185V95H186ZM26 95H28V94H26ZM46 95H47V93H46ZM46 95L43 94V96H46ZM71 95H72V94H71ZM187 95H186V96H187ZM14 96H15V92H14ZM48 96H49V95H48ZM73 96L76 97V99L78 98V97L75 96V95H73ZM80 96H81V94L79 95V97H80ZM85 96H86V95H85ZM89 96H90V95H89ZM89 96H88V97H89ZM112 96H113V98H111V100L115 98V95H114V94H112ZM117 96H119V95H117ZM180 96H181V94H180ZM16 97H17V96H15V98H16ZM21 97H22V96H21ZM21 97L19 98V101H20ZM34 97H36V96H35V93H34ZM50 97H51V96H50ZM52 97H53V96H52ZM90 97H91V96H90ZM90 97H89V98H90ZM181 97H182V96H181ZM187 97H188V96H187ZM15 98H14V99H15ZM26 98H27V97H26ZM45 98H46V97H45ZM45 98H44V100H45ZM48 98H49V97H48ZM80 98H81V97H80ZM89 98H87V99H88V102H89ZM91 98H93V97H91ZM91 98H90V99H91ZM119 98H120L121 100L125 99V98H123V97H121V96H120ZM119 98H117V99H119ZM122 98H123V99H122ZM35 99L37 100L38 98H35ZM49 99H50V98H49ZM74 99H75V98H74ZM83 99H86V98L83 97L81 101H83ZM198 99H199V100H196L197 102L201 100L200 98H198ZM2 100H4V99H2ZM11 100H12V99H11ZM15 100H17V99H15ZM23 100H24V98H23ZM23 100H22L21 102H23ZM36 100H35V101H36ZM46 100H48V99H46ZM56 100H57V99H56ZM58 100H59V97H58ZM77 100H78V99H77ZM49 101H50V100H49ZM60 101H61V100H60ZM64 101H65V99H64ZM67 101H68V100H67ZM78 101H79V100H78ZM84 101H85V100H84ZM84 101H83V102H84ZM90 101H93V102H94L93 99H91ZM112 101H115L116 103L118 102V100H112ZM112 101H111V102H112ZM125 101H126V100H125ZM201 101H202V100H201ZM6 102L8 103L7 100H6ZM9 102H10V101H9ZM36 102H39V101H36ZM44 102H45V101H44ZM44 102H43V103H44ZM56 102L59 103V101H56ZM69 102H70V101H69ZM73 102H74V101H73ZM97 102H98V101H97ZM97 102H96V103H97ZM115 102H113L114 106L116 105ZM119 102H120V101H119ZM25 103H26V102H25ZM28 103H29V102H28ZM41 103H42V101H41ZM43 103H42V104H43ZM50 103H51V101H50ZM63 103H64V102H63ZM86 103H87V102L85 101V103H82V105H83V104L85 105ZM89 103L91 104V102H89ZM89 103H88V105H89ZM99 103L102 104L101 101H100ZM109 103H110V102H109ZM121 103H122V102H121ZM45 104H48V102H45ZM67 104H68V103H67ZM67 104H65L66 107H67ZM71 104L73 105V103H70L69 106H71ZM74 104H76V103L74 102ZM11 105H12V104H11ZM32 105H33V103H32ZM32 105H30L31 108H32ZM40 105H41V104H40ZM40 105H39V106H40ZM50 105H51V104H50ZM86 105H87V104H86ZM86 105H85V106H86ZM103 105H107V104H102V106H103ZM119 105L121 106L122 104L119 103ZM124 105H125V104H123V107H124ZM180 105H181V103H180ZM196 105H197V104H195V106H196ZM28 106H29V104H28ZM48 106H49V105H48ZM52 106H53V108H55L54 105H52ZM69 106H68V107H69ZM74 106H75V105H73V107H74ZM91 106H92V104H91L90 106H86V107H88V108L90 107V108H91ZM95 106H96V105H95ZM107 106H108V108H109V105H107ZM114 106H112V107H114ZM120 106H118V107H120ZM206 106H207V105H206ZM56 107H57V106H56ZM60 107H61V106H60ZM63 107H64V106H63ZM68 107H67V108H68ZM71 107H72V106H71ZM71 107H69V108H71ZM82 107H83V106H82ZM86 107H85V108H86ZM110 107H111V106H110ZM112 107H111V108H112ZM121 107H122V106H121ZM204 107H205V106H204ZM28 108H30V107H28ZM31 108H30V109H31ZM37 108H38V107H37ZM53 108H49V110H47V112H48V111L50 112V109H51V111H52ZM83 108H84V107H83ZM108 108H107V109H108ZM116 108H117V107H115V110H116ZM240 108H241V107H240ZM38 109H39V108H38ZM40 109H42V108H40ZM40 109L38 110L39 113H40V111H41ZM62 109H64V108H62ZM91 109H92V108H91ZM91 109H90V110H91ZM93 109H97V108H93ZM93 109H92V110H93ZM105 109H106V108H105ZM109 109H110V108H109ZM113 109H114V108H113ZM71 110H73V109L71 108ZM71 110L69 109L68 111L71 113ZM75 110H77V109L75 108ZM86 110L89 111V109H86ZM97 110H98V109H97ZM110 110H111V109H110ZM115 110H114V111H115ZM117 110H118V108H117ZM240 110H241V109H240ZM44 111H45V109H44ZM57 111H58V108H57ZM59 111L62 112L63 110H61V108H60ZM68 111H67V114H68ZM73 111H74V110H73ZM73 111H72L71 114L74 113ZM81 111H82V108H81V110L77 111L78 115H77L76 112H75V114L73 115V118L75 119V115L78 116V117H79V116H82L83 114H82V115L79 114V112H81ZM101 111H102V109H101ZM101 111H98V112H101ZM105 111H107V110H105ZM111 111H112V110H111ZM241 111H242V110H241ZM47 112H46V113H47ZM54 112H55V111H54ZM54 112H53V113H54ZM63 112L65 113L66 111H63ZM86 112H87V111H86ZM89 112L91 113V111H89ZM95 112H96V111H95ZM23 113H24V112H23ZM56 113H57V112H56ZM56 113H55V114H56ZM84 113H85V112H84ZM112 113L114 114V112H112ZM41 114H42V113H41ZM55 114H54V115H55ZM71 114H68V116L71 115ZM109 114H110V113H109ZM116 114H117V113L115 112V115H116ZM245 114H246V113H245ZM23 115H24V114H23ZM23 115H21V116H23ZM52 115H53V114H52ZM57 115H58V114H57ZM60 115L62 116V115H64V114H63V113L59 114V117H60ZM99 115H100V114H99ZM99 115L96 114V117L98 116L99 119H100L101 117L104 116V114H103V116H101V117H99ZM46 116H47V115H46ZM46 116H45V117H42V118H46ZM71 116H72V115H71ZM71 116H69V117H71ZM93 116H94V115H93ZM49 117H51V116H49ZM66 117H67V116H66ZM66 117H64V118L66 119ZM78 117H76V118H78ZM116 117H117V116H116ZM194 117H195V116H194ZM14 118H17V117H14ZM27 118H28V117H27ZM29 118H30V117H29ZM32 118H33V117H32ZM42 118H41V121H42ZM84 118H86V117H84ZM93 118H95V116H94ZM98 118H95V120L98 119ZM114 118H115V116H114ZM195 118H196V117H195ZM25 119H26V118H25ZM25 119H24V120H25ZM51 119H52V120H53V119L55 120V118H51ZM106 119H107V118H106ZM106 119L104 118V121H103L104 124L107 123V122H109V121L105 122ZM214 119H215V118H214ZM2 120H3V119H2ZM19 120H21L20 117H19ZM19 120H18V121H19ZM24 120H23V121H24ZM54 120H53V122H54ZM58 120H59V119H58ZM84 120H85V119H84ZM84 120L81 121V122H83V124L86 125L87 122L90 124V122H89L87 119H86L85 121H84ZM198 120H200V119H198ZM23 121H22L23 124L26 123L25 121H24V122H23ZM30 121H31V120H30ZM32 121H35V122H36V120H34V119H33ZM56 121H57V120H56ZM56 121H55V122H56ZM62 121H63V120H62ZM98 121H99V120H98ZM101 121H102V119H101ZM101 121H100V122H101ZM161 121H162V120H161ZM211 121H213V119H212ZM14 122H15V120H14ZM20 122H21V121H20ZM20 122H18V123H20ZM35 122H34V124H32V125H35ZM85 122H86V123H85ZM96 122H97V120H96ZM40 123H41V122H40ZM56 123H57V122H56ZM61 123H62V122H61ZM61 123H60V124H61ZM91 123H92V122H91ZM20 124H21V123H20ZM23 124H22L21 126H24ZM28 124H29V123H28ZM28 124H26V126H24V127H27ZM98 124H99V126H101L100 123H98ZM101 124H102V123H101ZM194 124H195V123H194ZM197 124H198V122H197ZM18 125H19V124H18ZM55 125H57V124H55ZM87 125H88V124H87ZM91 125L93 126V124H91ZM91 125H90V127H91ZM102 125H103V124H102ZM2 126H3V125H2ZM83 126H84V125H83ZM3 127H4V126H3ZM3 127H2V128H3ZM28 127H30V126H28ZM36 127H37V126H36ZM88 127H89V125H88ZM95 127H97V126H95ZM175 127H176V126H175ZM5 128H6V126H5ZM16 128H17V127H16ZM34 128H35V127H34ZM43 128H44V127H43ZM51 128H52V125H51ZM97 128L100 129V127H97ZM97 128H96V129H97ZM101 128H102V126H101ZM110 128H111V127H110ZM176 128H177V127H176ZM7 129H8V128H7ZM17 129H20V131H22V130H21L22 128L20 127V125H19V127H18ZM35 129H36L37 131H39V133H41V131L38 130V128H35ZM39 129H40V128H39ZM92 129H93V128H92ZM92 129H91V131H93ZM99 129H97V130H99ZM166 129H167V128H166ZM41 130H42V129H41ZM85 130H86V127H85ZM164 130H165V129H164ZM221 130H222V129H221ZM24 131L26 132V130H24ZM24 131H23V133L20 132L22 135H21V134L19 135V140H20V137H21V138L24 137V134H25ZM45 131H48V130H45ZM50 131H51V130H50ZM56 131H57V130H56ZM166 131H168V130H166ZM170 131H171V130H169V132H170ZM174 131H175V130L173 129V132H174ZM18 132H19V131H18ZM57 132H58V131H57ZM59 132H61V131L59 130ZM95 132H96V130H95ZM95 132H94V133H95ZM100 132H101V131H100ZM169 132H165V133H169ZM171 132H172V131H171ZM43 133H45V132H43ZM43 133H42V134H43ZM46 133H47V132H46ZM48 133H49V132H48ZM62 133L64 134L63 131L61 132V135H62ZM65 133H66V131H65ZM89 133H91V132L89 131ZM89 133H88V134H89ZM92 133H93V132H92ZM107 133H108V131H107ZM159 133H160V132H159ZM163 133H164V132H163ZM163 133L161 132V136H162ZM225 133H226V132H225ZM14 134L16 135V133H14ZM34 134H36V133H34ZM34 134H33V137H34ZM42 134H41V135H42ZM85 134H87V130H86V133H85ZM88 134H87V135H88ZM97 134H99V133H97ZM226 134H227V133H226ZM17 135H18V134H17ZM44 135H46V134H44ZM52 135H54V134H52ZM58 135H59V134H58ZM66 135H67V134H66ZM110 135H111V133H110ZM110 135H109V136H110ZM165 135H167V134H165ZM228 135H229V133H228ZM64 136H65V134H64ZM68 136H69V135H68ZM90 136H91V135H90ZM95 136H96V134H94V138H95ZM115 136H116V135H115ZM117 136H119V135H117ZM12 137H13V135H12ZM14 137H15V136H14ZM17 137H18V136H17ZM29 137H30V135H29ZM35 137H39V136L36 134ZM42 137H44V138H42ZM42 137H40V138H36V139L34 138V139H35V140L38 139L37 141L39 142V141H40L39 139H41V138H42L41 140H45V139H46L45 137H47V135H46V136H43V135H42ZM50 137H51V136H50ZM50 137H49V139H50ZM102 137H103V136H101V137L98 136L96 139L99 141V138H100V141H101V140H102ZM106 137H107V135H106ZM111 137H112V135L110 136V138H111ZM226 137H228V136H226ZM31 138H32V137H31ZM51 138H52V137H51ZM59 138H60V137H59ZM65 138H68V137H65ZM86 138H88V140H89V137H88V136H87ZM86 138H85V139H86ZM94 138H90V139L92 140V139H94ZM107 138H109V137H107ZM107 138H106V139H107ZM229 138H230V137H229ZM32 139H33V138H32ZM60 139H61V141H63V140H64V137H63V139H62V138H60ZM69 139H70V137H69ZM114 139H115V137H114ZM156 139H157V138H156ZM15 140H17L16 137H15ZM51 140H53V138H52ZM54 140H55V139H54ZM65 140H66V139H65ZM65 140H64V141H65ZM72 140H73V139H72ZM91 140H90V141H91ZM94 140H95V139H94ZM104 140H105V139H104ZM109 140H110V139H109ZM111 140H112V139H111ZM157 140H158V139H157ZM228 140H229V139H228ZM37 141H36V142H37ZM48 141H50V140H48ZM56 141H58V138H57ZM74 141H75V140H74ZM95 141H96V140H95ZM128 141H129V140H128ZM148 141H149V140H148ZM148 141H146L145 143H147ZM231 141L233 142L232 139H231ZM28 142H29V141H28ZM53 142H54V141H53ZM59 142H60V141H59ZM65 142H66V141H65ZM68 142H69V143H72V142H70V141L67 140V143H68ZM76 142H77V141H76ZM101 142H102V141H101ZM153 142H154V141H153ZM153 142H152V143H153ZM192 142H193V141H192ZM192 142H191V144H192ZM20 143H21V142H19V144H18V140H17V143H16V144L20 145ZM34 143H35V141H34ZM54 143H55V142H54ZM60 143H62V145H63V142H60ZM60 143H59V144H60ZM67 143H66V144H67ZM69 143H68V144H69ZM91 143H92V141H91ZM152 143L150 144V146L152 145ZM179 143H180V142H179ZM22 144H23V142L21 143V145H22ZM32 144H33V143H32ZM41 144H45V142H43V143H41ZM94 144H95V142H94ZM99 144H100V143H99ZM143 144H144V143H143ZM153 144H154V143H153ZM177 144H178V143H177ZM193 144H194V142H193ZM229 144H230V143H229ZM229 144H228V145H229ZM12 145H13V144H12ZM14 145H15V144H14ZM38 145H39V143L37 144V146H38ZM55 145H56V144H55ZM62 145H60V148H62ZM71 145H72V144H71ZM71 145H70V146H71ZM75 145L77 146V144H75ZM75 145H74V146H75ZM194 145H196V144H194ZM194 145H193V147H194ZM202 145H203V144H202ZM31 146L33 147L34 145H31ZM45 146H46V145H45ZM65 146H66V145H65ZM76 146H75V147H76ZM120 146L122 147V146H124V145L122 144V145H120ZM226 146H227V145H226ZM1 147H3V146H1ZM16 147H17V146H16ZM52 147H53V145H52ZM58 147H59V146H58ZM68 147H69V146H68ZM68 147H65V149L68 148ZM206 147H207V146H206ZM3 148H4V147H3ZM7 148L9 149L10 147H7ZM13 148H14V147H13ZM13 148L11 147V149H13ZM38 148H40V146H39ZM38 148H37V149H38ZM47 148H48V147L46 146V150H47ZM49 148H50V146H49ZM63 148H64V147H63ZM69 148H70V147H69ZM134 148H135V147H134V145H133V149H134ZM151 148H152V147H151ZM188 148H189V147H188ZM202 148H204V147L202 146ZM15 149H16V148H15ZM58 149H59V148H58ZM76 149H77V147H76ZM78 149H81V148L79 147ZM83 149H84V147H82V151H80V152H83ZM85 149H86V148H85ZM85 149H84V150H85ZM118 149H119V148H118ZM118 149H116V150H118ZM122 149H123V151L126 150L125 147L122 148ZM124 149H125V150H124ZM131 149H132V148H131ZM136 149H137V147H136ZM177 149L179 150V148H177ZM177 149L174 150V151H175V152H176V151L178 152V153L176 152V154H180L181 151H180V150L178 151ZM194 149H195V148H194ZM196 149H197V148H196ZM196 149H195V150H196ZM205 149H206V148H205ZM3 150H6V148H4ZM18 150H19V149H18ZM18 150H17V151H18ZM20 150H21V148H20ZM35 150H36V149H35ZM35 150H34V147H33V152H34ZM38 150H39V149H38ZM66 150L68 151L69 149H66ZM66 150H65V151H66ZM88 150H89V147H88ZM88 150H87V151H88ZM138 150H139V148H138ZM138 150H135V151H137V153L134 152V153H136V154H133V153H132V154L129 155V157H131V155H132V157H133V156H137V154H138V155H141L142 153H141V154H140V152L138 153ZM153 150H156V149H155V144H154V148H153ZM203 150H204V149H203ZM206 150H207V149H206ZM208 150H209V149H208ZM216 150H217V149H216ZM10 151H11V150H9V152H6V153H7L6 155H9V154H12V153H13L12 151H11L12 153H11ZM15 151H16V150H15ZM31 151H32V150H31ZM42 151L44 152L45 149H43ZM55 151H57V148H56ZM73 151H74V150H73ZM75 151H76V150H75ZM85 151H86V150H85ZM118 151L120 152V149H119ZM132 151H133V150H132ZM147 151H148V150H147ZM147 151H145V152L147 153ZM150 151H152V150H149V152H150ZM200 151H202V150L200 149ZM200 151H199V152H200ZM204 151H205V150H204ZM4 152H5V151H4ZM39 152H40V151H39ZM53 152H54V151H53ZM62 152H63V151H62ZM76 152H77L76 155L79 154L78 151H76ZM149 152H148V153H149ZM190 152L192 153L191 150H190ZM194 152H195V151H194ZM199 152H198V154L196 153V155H197V159H199V157H198L199 154H200L199 156H201V154H203V153H199ZM207 152H208V151H207ZM40 153H42V152H40ZM54 153H55V152H54ZM54 153L51 155V156H52V159H53V156H55V155L58 156V157H60L59 155H61V153H59V152H58V153H59L58 155H57V154H54ZM65 153H66V152H65ZM67 153H68V152H67ZM72 153L74 154L75 152H72ZM72 153H69V155H72ZM89 153H90V152H89ZM91 153H92V152H91ZM121 153H122V152H121ZM146 153H144V154H146ZM148 153H147V155H148ZM151 153H152V154H155V153H153V152H151ZM151 153H149V155H150L151 160H152V159H154V157H152ZM170 153H171V152H170ZM182 153H183V151H182ZM182 153H181V155H183ZM31 154H32V153H31ZM45 154H47L46 151H45ZM82 154H83V153H82ZM82 154L80 153V155H82ZM103 154L105 155V153H103ZM109 154H111V152H110ZM204 154H205V152H204ZM3 155H4V153H3ZM48 155H49V152H48ZM62 155H63V157H65L64 153H63ZM62 155H61V157H62ZM76 155H75V156H76ZM84 155H85V154H84ZM125 155H126V153H125ZM149 155L147 156L148 159L150 158ZM209 155H210V154H209ZM9 156H10V155H9ZM30 156H31V155H30ZM46 156H47V155H46ZM72 156L74 157V155H72ZM82 156H83V155H82ZM202 156H204V155H202ZM205 156H206V155H205ZM205 156H204V159H205ZM4 157L6 158V156H4ZM33 157L35 158L36 156H33ZM33 157H31V158H33ZM47 157H48V156H47ZM49 157H50V156H49ZM67 157H68V156H67ZM69 157H70V156H69ZM69 157H68V158H69ZM127 157H128V156H127ZM172 157H173V156H172ZM180 157H181V156H180ZM180 157H179V158H180ZM15 158H16V157H15ZM68 158H66V159H67V162H68V160H70V159H68ZM74 158L76 159V157H74ZM102 158H104V157H102ZM125 158H126V157H125ZM163 158H164V160L166 159L165 157H163ZM176 158H177L176 156H175V159H174V157H173L174 161L176 160ZM182 158H184V157H182ZM200 158H201V157H200ZM17 159H18V157H17ZM49 159H50V158H49ZM132 159H134V157H133ZM141 159H142V161L144 160L142 157H141ZM146 159H147V158H146ZM157 159H158V158H157ZM157 159H156V160H157ZM160 159H161V158H160ZM160 159H158V160H160ZM177 159H178V158H177ZM209 159H210V157H209ZM2 160H4V158H3ZM76 160H77V159H76ZM76 160H75V162H72V161H71L72 164H73V163H74V164L77 163ZM93 160H94V159H93ZM149 160H150V159H149ZM156 160H155V163H156ZM161 160H162V159H161ZM161 160H160V161H161ZM181 160H183V159H180V162L182 163ZM191 160H192V159H191ZM207 160H208V158H207ZM0 161H1V158H0ZM24 161H25V160H24ZM24 161H23V162H24ZM29 161H30V160H29ZM35 161H36V158H35ZM35 161H33V162H35ZM61 161H63V160L61 159ZM64 161L66 162V160H64ZM73 161H74V160H73ZM94 161H95V160H94ZM94 161H92L93 163L91 162V163H92V167H91V169H92L93 167L97 168V166H96L97 163H95ZM128 161H129V160H128ZM147 161H148V160H147ZM184 161H186V159H185ZM192 161H193V160H192ZM209 161H210V160H209ZM1 162H2V161H1ZM4 162H5V160H4ZM4 162H2V163L4 164ZM12 162H13V161H12ZM16 162H17V161H16ZM30 162H31V161H30ZM51 162H52V161H51ZM54 162H55V161H54ZM69 162H70V161H69ZM71 162H70V163H71ZM108 162H109V161H108ZM132 162H134V160H133V161L131 160L130 163H132ZM148 162H149L148 164H150L151 161H148ZM161 162H164V161H161ZM177 162H178V160H177ZM8 163H9V162H8ZM21 163H22V161H21ZM52 163H53V162H52ZM55 163H56V162H55ZM55 163H54V164H55ZM57 163H59V162H57ZM70 163H69V164H70ZM87 163H88V161H87ZM110 163H111V161H110ZM152 163L154 164V161L151 162V165H152ZM167 163H168V165L171 164L170 162H167ZM175 163H176V161H175ZM193 163H194V161L192 162V164H193ZM196 163H197V162H196ZM198 163H199V162H198ZM211 163H213V162H211ZM19 164H20V162H19ZM60 164H61V162H60ZM64 164H65V163H64ZM89 164H90V162H89ZM93 164H94L95 166H94ZM105 164H106V163H105ZM127 164H128V163H127ZM178 164H179V162H178ZM199 164H200V163H199ZM7 165H8V164H6V162H5V166H7ZM9 165H11V164H9ZM9 165H8V166H9ZM12 165H15V164L13 163ZM22 165H23V164H22ZM22 165H21V166H22ZM75 165H76V164H75ZM90 165H91V164H90ZM133 165H134V164L132 163V166H133ZM162 165H163V164H162ZM164 165H165V163H164ZM166 165H167V164H166ZM182 165H183V164H182ZM46 166H47V165H46ZM57 166H59V165H57ZM128 166H129V165H128ZM178 166H179V165H178ZM201 166H202V165H201ZM9 167H12V166H9ZM15 167H16V166H15ZM17 167H18V166H17ZM44 167H45V166H44ZM48 167H49V166H47V169H45V170H47V171L43 170V171L47 172V174H48V172H49ZM108 167L113 168V166H112V167H111V166H108ZM121 167H122V165H121ZM134 167L137 168V166H134ZM138 167H139V166H138ZM151 167H152V166H151ZM156 167H157V164H156ZM156 167H154V169H155ZM161 167H162V166H161ZM171 167H172V166H171ZM171 167H170V168H171ZM192 167H193V166H191V168H192ZM199 167H200V166H199ZM199 167H198V168H199ZM4 168H5V167H4ZM60 168H61V166H60ZM71 168H72V167H71ZM114 168H115V167H114ZM116 168H117V167H116ZM129 168H130V166H129ZM141 168H142V167H141ZM141 168H140V171H142ZM170 168H169V169H170ZM180 168H181V171H182L183 168L185 169V167L182 168V166H181ZM6 169H7V168H6ZM10 169H11V168H10ZM93 169H94V168H93ZM93 169H92V170H93ZM101 169H103V167L100 168V170H101ZM130 169H131V168H130ZM130 169H129V170H130ZM147 169H148V168H147ZM159 169H160V165H159ZM184 169H183V170H184ZM194 169L196 170V168H194ZM194 169H193V170L191 169V170H192V171H191V170H190V167H189L188 170H189L190 173L192 174V172L195 171ZM201 169H202V168H201ZM0 170H1V169H0ZM38 170H39V169H38ZM55 170H56V169H55ZM96 170H97V169H96ZM106 170L108 171L107 168H106ZM109 170H110V169H109ZM115 170H116V169H115ZM117 170H118V169H117ZM202 170H204V169H202ZM39 171H41L40 173L43 172L42 170H39ZM39 171H38V172H39ZM59 171H60V169H59ZM61 171H63V170L61 169ZM119 171H121V170H119ZM135 171H136V170H135ZM148 171H150V172H151V171L154 172V170H150V167H149V170H148ZM159 171H160V170H159ZM171 171H173V170H171ZM179 171H180V170H179ZM185 171H186V170H185ZM197 171H199V170H197ZM23 172H24V171H23ZM25 172H26V171H25ZM25 172H24V173H25ZM51 172H53L52 174H54V169H53V171H51ZM81 172L83 173V171H80L79 173H81ZM100 172H101V173H99V172H97V173H99V175H100V174L102 175L103 172H102V171H100ZM108 172H110V171H108ZM113 172H116V173H117L118 171H114V170H113ZM113 172H112V173H113ZM142 172H143V171H142ZM156 172H157V171H156ZM156 172H155V173H156ZM182 172H183V171H182ZM0 173H1V172H0ZM2 173H3V172H2ZM4 173H5V172H4ZM27 173H28V172H26V174H24V176L27 177ZM29 173H30V171H29ZM29 173H28V175H29ZM60 173H61V172H60ZM60 173H59V175H61ZM97 173H96V174H97ZM104 173H105V172H104ZM110 173H111V172H110ZM121 173H122V176H123V172H121ZM155 173H154V174H155ZM166 173H167V172H166ZM176 173H177V175H178V171H177ZM194 173H195V172H194ZM201 173H202V171H201ZM6 174H7L8 176H9V175L11 176V174H8V172H7ZM6 174H5V175H6ZM52 174L49 173L48 175H52ZM55 174H56V173H55ZM55 174H54V177H55ZM96 174L94 175V172H93V175H94V176L91 175V176H93V177H92L93 180H94ZM141 174H142V173H141ZM143 174H144V172H143ZM164 174H165V173H164ZM186 174H187V172H186ZM191 174H189V176H190ZM13 175H14V174H12V176H13ZM45 175H46V174H45ZM48 175H47V176H48ZM57 175H58V174H56V176H57ZM77 175H78V174H77ZM101 175H100V176H101ZM144 175H145V174H144ZM151 175H152V174H151ZM194 175H195V174H194ZM12 176H11V177H12ZM30 176H31V175H30ZM82 176H83V175H81L80 177H82ZM100 176H99V177H100ZM102 176H103V175H102ZM122 176H120V177H122ZM127 176H128V175H127ZM141 176H142V175H141ZM141 176H140V178H141ZM165 176H168V175L165 174ZM195 176H196V175H195ZM195 176H193V177H195ZM198 176L201 177L202 175H198ZM243 176H246V173H245V175H243ZM11 177H10L9 179H10V180H11V179L13 180V178H14L15 176H13V178H11ZM17 177H18V176H17ZM17 177H16V178H17ZM26 177H24V178H26ZM28 177H29V176H28ZM28 177L25 179V180H27L26 182H27V183L32 182L30 178H29L30 182H28V181H29V180H28ZM33 177H34V176H33ZM57 177H58V176H57ZM76 177H77V176H76ZM96 177H97V176H96ZM103 177H105V176H103ZM111 177H112V174H111V176L109 177L110 180L112 179ZM115 177H116V176H114V181H115ZM154 177H155V175H154ZM158 177H159V176H158ZM174 177H175V179H176V175H175ZM177 177H179V175H178ZM193 177H192V179H193ZM39 178H40V177H38V181L40 180ZM48 178H49V177H48ZM60 178L62 179V176H60ZM60 178H59V179H60ZM116 178H117V177H116ZM165 178H166L165 180H166L167 182H171L170 179L167 180V177H165ZM201 178H202V177H201ZM245 178L247 179V176H246ZM43 179H44V178H43ZM52 179H53V178H52ZM54 179H55V178H54ZM74 179H75V178H74ZM97 179H98V177H97ZM100 179H101V178H100ZM117 179H118V178H117ZM117 179H116V180H117ZM154 179H155V178H154ZM161 179H163V178H161ZM226 179H228V178H225V180H226ZM14 180H15V178H14ZM32 180H34V179L32 178ZM75 180H76V179H75ZM77 180H79V179L77 178ZM77 180H76V182H77ZM82 180H83V179L80 180V184H81ZM98 180H99V179H98ZM102 180H103V181H102ZM102 180H101V181H102L101 184H104V183H103L104 181H105V183L107 182V181H106L107 179L102 178ZM110 180H109V181H110ZM147 180H148V178H147L146 180H144V181L147 182ZM163 180H164V179H163ZM163 180H162V181H163ZM165 180H164V181H165ZM186 180H187V178H186ZM198 180H199V179H198ZM220 180H221V178H220ZM220 180H219V181H220ZM17 181H18V180H17ZM55 181H56V180H55ZM58 181H59V180H58ZM91 181H92V179H91ZM109 181H108V182H109ZM114 181H111V182L113 183ZM118 181H119V179H118ZM149 181L151 182V181H153V179H152V180H149ZM162 181L160 182L161 184H162ZM176 181H177V180H176ZM187 181H188V183H189V180H187ZM187 181H183V182H187ZM200 181H201V184H202L203 180H200ZM14 182H15V181H14ZM19 182L22 183V180H21V181H18V182H16V183H19ZM23 182H25L24 179H23ZM26 182H25V183H26ZM63 182H64V181H63ZM83 182H84V181H83ZM94 182H96V181L94 180ZM119 182H121V181H119ZM125 182H126V181H124V183H125ZM128 182L131 183L130 181H128ZM150 182H149V184H150ZM155 182H156V181H155ZM155 182H151V183H155ZM2 183H3V182H2ZM21 183H20V185L23 184V183H22V184H21ZM27 183H26V184H27ZM87 183H88V182H87ZM87 183H86V185H88ZM91 183H92V182H91ZM97 183H99V181L96 182L95 184H97ZM157 183H158V181H157ZM191 183H192V180H191ZM203 183H205V182H203ZM218 183H219V182H218ZM220 183H221L222 186H223V182L220 181ZM225 183H226V182H225ZM7 184H9V183H7ZM26 184H25V185H26ZM75 184H76V183H75ZM78 184H79V181H78V183L76 184V186H77ZM80 184H79V185H80ZM83 184H84V183H83ZM92 184H93V183H92ZM101 184H100V187H99V188H102V187H101ZM143 184H144V183H143ZM143 184H142V185H143ZM146 184H148V183H145V184H144V186H143V190H144V187H146V186H145ZM163 184H164V182H163ZM171 184H173V183L171 182ZM171 184H170V185H171ZM185 184H187V183H185ZM185 184H184V185H185ZM196 184H197V183H196ZM196 184H195V185H196ZM207 184H208V182H207ZM5 185H6V184H5ZM15 185H16V184H15ZM23 185H24V184H23ZM130 185H131V184H130ZM152 185L155 187L154 189H159V188H160V187L157 188L156 185H154V184H152ZM165 185H166V183H165ZM168 185H169V183H168ZM182 185H183V184H182ZM216 185H218V184H216ZM228 185H229V184H228ZM244 185H246V183H244ZM0 186H2V185L0 184ZM6 186H7V185H6ZM6 186H5V187H6ZM37 186H38V185H37ZM46 186H47V184H46ZM89 186H90V184H89ZM89 186H88V187H89ZM118 186H119V188L121 187L119 184L117 185V187H118ZM126 186H128V185H126ZM153 186H152V188H153ZM163 186H164V185H163ZM188 186H189V185H188ZM191 186H192V185H191ZM198 186H200L199 183H198ZM202 186H203V185H202ZM218 186H220V185H218ZM9 187H10V186H9ZM16 187H19V185H16ZM32 187H33V186H31V189H32ZM38 187H39V186H38ZM41 187H42V186H41ZM49 187L51 188V191H52V190H53L52 187H51V186H49ZM83 187H84V190H85V189H86V188H85V185H83ZM88 187H87V188H88ZM95 187H96V185H95ZM115 187H116V186H115ZM117 187H116V188H117ZM134 187H135V188H134ZM137 187H138V185H137ZM183 187H185V186H183ZM193 187H194V186H193ZM207 187H208V189H209V186H207ZM214 187H215V186H214ZM1 188H3V187H1ZM1 188H0V189H1ZM20 188L22 189V191L24 190L23 186H21ZM20 188H19V189H20ZM44 188H45V187H44ZM123 188H124V187H123ZM129 188H130V187H129ZM129 188H128V189H129ZM131 188H132V187H131ZM147 188H148V187H147ZM150 188H151V186H150ZM152 188H151V189H152ZM212 188H213V183H212L211 189H209V190H212ZM230 188H231V187H230ZM33 189H34V188H33ZM75 189H76V188H75ZM77 189L79 190L78 187H77ZM96 189H97V188H96ZM121 189H122V187L120 188V191H123V192L126 191V190H123V189L121 190ZM133 189H136V185L133 186ZM140 189L142 190V188H140ZM148 189H149V188H148ZM160 189H161V188H160ZM203 189H204V188H203ZM206 189H207V188H206ZM213 189H214V188H213ZM215 189H216V187H215ZM215 189H214V190H215ZM226 189H227V188H225V191L228 190V189H227V190H226ZM243 189H246V188H243ZM243 189H242V191H243ZM34 190H35V189H34ZM43 190H44V189H43ZM89 190H90V189H89ZM102 190H103V189H101V191H102ZM106 190H108V189H106ZM143 190H142V191H143ZM146 190H147V189H146ZM199 190H200V189H199ZM201 190H202V189H201ZM216 190L218 191V189H216ZM234 190H235V188H234ZM240 190H241V189H240ZM250 190H251V189H250ZM22 191H21V192H22ZM24 191H25V190H24ZM26 191L28 192V190H26ZM29 191H30V190H29ZM32 191H33V190H32ZM48 191H49V189H48ZM56 191H57V190H56ZM96 191H97V190H96ZM98 191H99V189H98ZM101 191L99 192V195H102V194H100ZM116 191H117V189H116ZM129 191H130V190H129ZM136 191L139 192V189L136 190ZM147 191H148V190H147ZM147 191L144 190L143 192L146 193ZM151 191H152V190H151ZM155 191H156V190H155ZM155 191H154V192H155ZM158 191H159V190H158ZM183 191H184V190H183ZM183 191L180 190V192H183ZM195 191H196V190H195ZM197 191H198V190H197ZM197 191H196V192H197ZM207 191H208V190H207ZM212 191H213V190H212ZM222 191H223V190H222ZM230 191H231V189H230ZM27 192H26V193H27ZM73 192H74V190H73ZM73 192H69V193L71 194V193H73ZM94 192H95V190H94ZM107 192H108V194L110 193L109 191H107ZM107 192H105V193H107ZM117 192H118V191H117ZM126 192H127V191H126ZM130 192H131V191H130ZM160 192H161L160 194H164V193H162V191H160ZM163 192H164V190H163ZM200 192L202 193V191H200ZM203 192H204V191H203ZM210 192H211V191H210ZM239 192H240V191H239ZM248 192H249V191H248ZM248 192H244V193H248ZM10 193H11V192H10ZM17 193H18V192H17ZM22 193H23V192H22ZM28 193H30V192H28ZM31 193H32V192H31ZM41 193H43V192H41ZM69 193H68V194H69ZM77 193H79V192H77ZM81 193H82V192H81ZM92 193H93V192H92ZM92 193H91V194H92ZM139 193H141V191H140ZM156 193H157V192H156ZM158 193H159V192H158ZM158 193H157V194H158ZM185 193H186V192H184V194H185ZM219 193H220V192H219ZM222 193H223V192H222ZM231 193H232V192H231ZM249 193H250V192H249ZM13 194H14V193H13ZM23 194H25V193H23ZM45 194H47V193L45 192ZM70 194H69L68 196H70ZM91 194H90V195H91ZM95 194L97 195V193H95ZM95 194H94V195H95ZM125 194H127V193H124V194H122V195L124 196ZM129 194L131 195V193H129ZM129 194L125 195L124 198H125L126 196H128V198H129V197L133 198V197L135 196V194H133L132 196H129ZM166 194H167V195H166ZM168 194H169V193H167V191H166L165 195H163V196H169ZM181 194H183V193H181ZM184 194H183V195H184ZM186 194H187V193H186ZM199 194H200V193H199ZM216 194H218V193H216ZM233 194H234V192H233ZM236 194H238V193L236 192ZM236 194H235V195H236ZM14 195H15V194H14ZM18 195H19V194H18ZM25 195H26V194H25ZM28 195H29V194H28ZM28 195H26L27 197H26V196H23V197L28 198ZM30 195H31V194H30ZM30 195H29V196H30ZM53 195H54V194H53ZM109 195H111V194H109ZM136 195H137V194H136ZM138 195H139V194H138ZM148 195H149V194H147L146 197L150 198L151 196L149 197ZM222 195H223V194H222ZM225 195H226V194H225ZM11 196H12V195H11ZM68 196H67V197H68ZM80 196H81V198H82V195H80ZM140 196H141V195H140ZM160 196H161V195H160ZM163 196H162V198H163ZM171 196H172V195H171ZM171 196H169L170 199L172 198ZM178 196H181V195H178ZM190 196H191V195H190ZM13 197H17V196H13ZM19 197H20V196H19ZM19 197H18V198H19ZM35 197L37 198V196H35ZM39 197H40V196H39ZM43 197H44V198H42V199L45 200L44 203H46V201H49V200H46L45 198H47V197H48L47 199L52 198V196H50V198H49V196H47V195H46V197H45L44 193H43ZM60 197H63V195L60 196ZM60 197L57 196V199H58V198L60 199ZM64 197H65V196H64ZM67 197H66V198H67ZM75 197H76V196H75ZM90 197H91V196H90ZM90 197H88V198H90ZM102 197H103V195L99 197V198H101L102 200L98 198V199H99V202H100V201H103L104 198H102ZM108 197H109V196H108ZM120 197H121V195H120ZM136 197H137V196H136ZM138 197H139V196H138ZM173 197H174V196H173ZM175 197H177V196H175ZM175 197H174V198H175ZM194 197H195V196H193V198H194ZM32 198H33V197H32ZM32 198H30V199H32ZM69 198H70V197H68L67 199H69ZM73 198H74V197H73ZM109 198H111V196H110ZM109 198H108V200H109ZM124 198H123V199H124ZM131 198H130V199H131ZM134 198H135V197H134ZM141 198H142V197H141ZM159 198H160V197H159ZM184 198H185V197H184ZM205 198H206V197H205ZM22 199H24V198H22ZM28 199H29V198H28ZM39 199H40V198H39ZM52 199H53V198H52ZM54 199H55V198H54ZM54 199H53V200H54ZM63 199H64V198H63ZM63 199H61V200L64 201ZM71 199H72V198H71ZM74 199H75V198H74ZM77 199H80V197L77 198ZM77 199H76V201H77ZM83 199H84V198H83ZM123 199H122V201H123ZM135 199H136V198H135ZM139 199H140V198H139ZM172 199H173V198H172ZM179 199L181 200L180 197H179ZM189 199H192V196L189 197ZM203 199H204V198H203ZM206 199H207V198H206ZM44 200H43V201H44ZM85 200H86V198H85ZM111 200H112V199H111ZM168 200H169V198H168ZM214 200H215V199H214ZM217 200H218V199H217ZM36 201H37V200L35 199V202H36ZM38 201H39V200H38ZM66 201H67V200L65 199V202H66ZM68 201H69V200H68ZM68 201H67V202H68ZM76 201H75V202H76ZM80 201H81V199H80ZM90 201H91V199H90ZM90 201H89V202H90ZM105 201H106V200H105ZM109 201H110V200H109ZM109 201H107V203H108ZM131 201H132V200H131ZM131 201H129L130 204H132ZM166 201H167V199H166ZM193 201H194V200H193ZM203 201H204V200H203ZM17 202H18V201H17ZM25 202H27V201L25 200ZM25 202L23 201L24 204H25ZM30 202H31V200H30ZM30 202L28 201L27 204L30 203ZM69 202H70V201H69ZM81 202H82V201H81ZM85 202H86V201H84V203H85ZM99 202L97 201V203H99ZM129 202H128V203H129ZM163 202H164V201H163ZM188 202H190V201L188 200ZM204 202L206 203L207 200L204 201ZM204 202H202V203H204ZM219 202H220V201H218V203H219ZM20 203H21V202H20ZM20 203H19V204H20ZM31 203H33V202H31ZM48 203H51V202L49 201ZM48 203L46 204L47 206L49 205ZM59 203H60V205H61V202H58V203H57V206H58ZM63 203H64V202H63ZM73 203H74V202H73ZM73 203H72V204H73ZM77 203H79V202H77ZM86 203H87V202H86ZM91 203H92V202H91ZM97 203H93V205H94V204L97 205ZM168 203H169V202H168ZM177 203H179V205H180V202H177ZM185 203H186V202H185ZM190 203H191V202H190ZM192 203H193V202H192ZM213 203H215V201H213V202L211 201V203H210L211 206H210V207H212ZM21 204H22V203H21ZM21 204H20V205H21ZM24 204H23V205H24ZM38 204H40V205H41V208H42V204H41V202L38 203ZM87 204L91 206V204H89V203H87ZM124 204H127V203H124ZM156 204H157V203H156ZM210 204H208V206H209ZM220 204H221V203H220ZM7 205H8V204H6V207H8ZM20 205H19V206H20ZM28 205H29V204H28ZM40 205H38V207H39ZM46 205H43V206L45 207ZM54 205H55L54 207L56 208V204H55V203H54ZM60 205H59V206H60ZM106 205H107V204H106ZM157 205H158V204H157ZM161 205H162V204H159V206H161ZM203 205H204V204H203ZM0 206H1V204H0ZM29 206H31V207H29ZM29 206L27 207L28 210H29V208H31V209L33 208L32 205H29ZM51 206H52V204H51ZM126 206H128V205H126ZM162 206H164V205H162ZM166 206H167V203H166L165 207H166ZM172 206H173V205H172ZM181 206H182V205H181ZM183 206H184V205H183ZM188 206H189V204H188ZM192 206H193V205H192ZM200 206H201V205H200ZM200 206H199V207H200ZM217 206H220V207H221V205H217ZM242 206H243V205H242ZM244 206H245V205H244ZM38 207H37L36 209H38ZM54 207H53V209H54ZM92 207H93V206H92ZM104 207L106 208L107 206L104 205ZM119 207H120V206H119ZM124 207H125V206H124ZM141 207H143V206H141ZM176 207H178V205H177ZM193 207H194V206H193ZM202 207H203V206H202ZM213 207H214V205H213ZM213 207H212V208H213ZM247 207H249V206H247ZM95 208H96V206H95ZM121 208H122V207H120V209H121ZM134 208H135V207H134ZM136 208H137V207H136ZM136 208H135L134 210H136ZM163 208H164V207H163ZM195 208H196V207H195ZM200 208H201V207H200ZM215 208H216V207H215ZM231 208H232V207H231ZM239 208H240V207H239ZM251 208H252V207H251ZM10 209H11V208L9 207V211H8V212H11V211H12V210L10 211ZM39 209H40V208H39ZM42 209H43V208H42ZM92 209H93V208H92ZM97 209L99 210V208H97ZM118 209H119V208H118ZM118 209H116V211H118ZM124 209H125V208H124ZM124 209L120 210L121 212H120V211H118V212L122 213V211H123ZM126 209L132 211V208H130V209H129V208H126ZM126 209H125V210H126ZM137 209H138V208H137ZM176 209H177V211L179 210V208H176ZM180 209H181V208H180ZM186 209H187V207H186ZM240 209H241V208H240ZM240 209H239V210H240ZM249 209H250V208H249ZM19 210H20V209H19ZM33 210H35V207L33 208ZM100 210H102L101 207H100ZM108 210H110V209H108ZM138 210H139V209H138ZM138 210H137V211H138ZM142 210L144 211L143 208H142ZM142 210H141V211H142ZM184 210H185V209H184ZM184 210H183V211H184ZM187 210H188V209H187ZM187 210H186V211H187ZM201 210H204V208H202ZM212 210H213V209L210 210L211 213H212ZM241 210L246 211V210L243 209V207H242ZM17 211H18V210H17ZM25 211H26V209H25ZM25 211H24V214H26ZM37 211H38V210H37ZM96 211H97V210H96ZM102 211H103V210H102ZM111 211H112V210H111ZM111 211H109V212H111ZM186 211H185V212H186ZM196 211H198V209H197ZM213 211H215V209H214ZM236 211H238V209H236ZM251 211H252V210H251ZM253 211H254V210H253ZM253 211H252V212H253ZM256 211L259 212L258 210H256ZM256 211H255V212H256ZM18 212H20V211H18ZM35 212H36V210H35ZM103 212H104V211H103ZM109 212H108V213H109ZM112 212H113V211H112ZM144 212H145V211H144ZM144 212H142V213L144 214ZM175 212H176V211L174 210L173 214H174ZM241 212H242V211H241ZM6 213H7V212H6ZM100 213H101V212H100ZM105 213H107V211H105ZM120 213H119V214H120ZM126 213H127V212H126ZM126 213H125V214H126ZM130 213H131V212H130ZM134 213H137V212H134ZM145 213H146V212H145ZM198 213H199V211L197 212V214H198ZM225 213H227V212H225ZM228 213H229V212H228ZM247 213L249 214L250 212H247ZM253 213H254V212H253ZM2 214H3V213H2ZM7 214H8V213H7ZM19 214H21V213H19ZM112 214H113V213H112ZM125 214L123 213V219H124V217H125V216H124ZM173 214H171V216H174V215H175V214H174V215H173ZM182 214L184 215V213H182ZM193 214H194V215H197V214H195V213H193ZM199 214H200V213H199ZM230 214H231V211H230V213H229V216H230ZM235 214H236V213H235ZM242 214H245V213L242 212ZM248 214H247V215H248ZM250 214H252V213H250ZM8 215H9V216H8V217H9L8 219L11 220V218H10L11 214H8ZM90 215H91V214H90ZM92 215H93V214H92ZM105 215H106V214H105ZM126 215H127V219H128L130 215H128V213H127ZM178 215H179V211H178ZM245 215H246V214H245ZM14 216H15V214H14ZM24 216H25V215H24ZM96 216H99V217H100L101 215L98 214V215H96ZM96 216H94V217H96ZM106 216H108V214H107ZM115 216H117V215H115V214L113 215L114 219L116 218ZM142 216H143V217H142V218H143L142 221H144V219L146 220V219L149 218V217H147L146 215H145L146 218L144 217V215H142ZM176 216H177V215H176ZM197 216H198V215H197ZM197 216H196V217H197ZM248 216H249V215H248ZM255 216L257 217V215H255ZM0 217H1V216H0ZM3 217H4V216H3ZM15 217H16V216H15ZM21 217H22V216H21ZM77 217H78V216H77ZM92 217H93V216H92ZM92 217H91V218H92ZM174 217H175V216H174ZM178 217H179V216H177L176 218H178ZM180 217H181V214H180ZM252 217H253V216H251V218H252ZM79 218H80V217H79ZM118 218H120V217L118 216ZM121 218H122V217H121ZM121 218H120V220H121ZM125 218H126V217H125ZM188 218H189V217H188ZM22 219H24V217H22ZM26 219H27V218H26ZM80 219H81V218H80ZM80 219H77V220H80ZM84 219H86V218H83L82 221H85V223H87V220H88V219H87V220H84ZM89 219H90V218H89ZM123 219H122V222L124 221ZM194 219H195V218H194ZM252 219H253V218H252ZM254 219H255V218H254ZM263 219H264V216H263ZM3 220H4V219H3ZM91 220L94 221L95 219H94V220L91 219ZM120 220L118 221V224L120 223ZM148 220H149V219H148ZM191 220H192V219H191ZM221 220H222V219H221ZM6 221H7V220H6V215H5V223H6V226H7V222H6ZM20 221H22V220H20ZM20 221H18V223H19ZM82 221L80 220V222H82ZM88 221H89V220H88ZM105 221H106V220H105ZM114 221H115V220H114ZM127 221H128V220H127ZM247 221H248V220H246V223H247ZM258 221H259V220H258ZM14 222H15V221H14ZM27 222H28V221H27ZM39 222L41 223V222H43V221H39ZM39 222L37 221V223H39ZM74 222H75V221H74ZM74 222H73V223H74ZM94 222H96V220H95ZM94 222L91 223V224H94ZM122 222H121V226L119 225L120 228H122ZM136 222H137V220H136ZM191 222L193 223V220H192ZM250 222H251V220H250ZM262 222H263V221H262ZM3 223H4V221H3ZM3 223H2V224H3ZM21 223H22V222H21ZM35 223H36V222H35ZM77 223H78V221L76 222V227L80 226V225H77ZM83 223H84V222H83ZM128 223H130V222H128ZM144 223H145V221H144ZM183 223H185V222H182V223L180 222V224H183ZM195 223H196V222H195ZM256 223H257V222H256ZM2 224H1V225H2ZM16 224H17V222H16ZM131 224H132V223H131ZM146 224H147V222H146ZM148 224H149V221H148ZM174 224H175V223H174ZM180 224H178V225L180 226ZM187 224H188V223H187ZM187 224H186V226H187ZM249 224H250V223L248 222V224H245V225L248 226ZM9 225H10V224H9ZM14 225H15V224H14ZM33 225H34V224H33ZM39 225H40V224H39ZM39 225H38V226H39ZM45 225H46V224H45ZM74 225H75V223H74ZM96 225H97V224H96ZM124 225H126V224H124ZM188 225H189V224H188ZM222 225H223V224L221 223V225H219V228H221ZM245 225H243V226L245 227ZM250 225L253 226L254 224H253V225L250 224ZM250 225H249V226H250ZM6 226H5L4 228H6ZM12 226H13V225H12ZM12 226H10V227H12ZM41 226H42V229H44L43 225H41ZM81 226H82V225H81ZM81 226H80V228H81ZM89 226H91V225H89ZM89 226H88V227H89ZM126 226H127L126 228H128V226L131 227L130 224H127ZM174 226H175V225H173V227H174ZM192 226H193V225H192ZM215 226H217V225H215ZM263 226H264V225H263ZM8 227H9V226H8ZM39 227H40V226H39ZM45 227H46V226H45ZM82 227H83V226H82ZM135 227H136V225H135ZM139 227H140V226H139ZM139 227H138V228H139ZM146 227H147V226H146ZM158 227L160 228V226H158ZM173 227H172V228H173ZM190 227H191V226H190ZM212 227L214 228V225H212ZM229 227H230V226H229ZM4 228H3V229H4ZM78 228H79V227H78ZM80 228H79V230H80ZM113 228H114V227H113ZM131 228H132V227H131ZM174 228H175V227H174ZM174 228H173V229H174ZM210 228H211V227H210ZM245 228H248V227H245ZM11 229H12V228H11ZM91 229H93V228H91ZM111 229H112V228H111ZM140 229H141V227H140ZM140 229H139V230H140ZM149 229H151V227H150ZM161 229H162V227H161ZM177 229H179V228H176V230H177ZM194 229H195V228H194ZM215 229H216V228H215ZM215 229H214V230H215ZM7 230H8V229H7ZM7 230H6V232H7V234L9 235V234L11 233V231L8 230V231H9V232H8ZM23 230H24V229H23ZM76 230H77V228H76ZM81 230H82V229H81ZM97 230H98V229H96V231H97ZM114 230H115V228H114ZM114 230H113V231H114ZM123 230H125V232H124L125 234H122V235H126V230L129 231L130 229H123ZM131 230H133L134 233H137V232H136L137 229H136V230L131 229ZM176 230H175V231H176ZM248 230H250V228H248ZM254 230H255V228H254ZM261 230H262V229H261ZM261 230H260V232H261ZM17 231H19V230H17ZM84 231H86L85 224H84ZM87 231H88V230H87ZM90 231H91V233L93 232L92 234H94V232H95V231H92V230H90ZM90 231H88V232L90 233ZM133 231H132V232H133ZM137 231H138V230H137ZM150 231H151V230H150ZM150 231H149V232H150ZM152 231H154V229H152ZM167 231H168V230H167ZM193 231H194V230H193ZM262 231H263V230H262ZM22 232H23V231L20 230V233H22ZM145 232H146V231H145ZM171 232H172V231H171ZM208 232H209V231H208ZM210 232H212V231L210 230ZM245 232H246V230H244V232H242V234L245 233ZM255 232L260 234V232H259V231L257 232V230H255ZM16 233H17V232H16ZM18 233H19V232H18ZM79 233H80V236L83 237L81 234H83L84 232H83V233L79 232ZM97 233H98V232H97ZM176 233H177V232H176ZM203 233H204V232H203ZM227 233H228V232H227ZM1 234H2V233H1ZM22 234H23V233H22ZM114 234H115V233H114ZM138 234H139V233H138ZM147 234H149V233H147ZM207 234H208V233H207ZM207 234H205V235H207ZM211 234H213V232H212ZM223 234H224V233H223ZM245 234H246V233H245ZM259 234H258V235H259ZM8 235H7V236L5 235L4 238L8 237ZM17 235H18V234H17ZM17 235H16V237H17ZM33 235H34V234H33ZM33 235H31V236L33 237ZM40 235H41V234H40ZM84 235H85V234H84ZM115 235L118 236V234H115ZM136 235H137V234H134V238H135ZM149 235H151V234H149ZM156 235H157V234H156ZM156 235H155V236H156ZM180 235H181V234H180ZM188 235H190V236H192V238H194V237H193V234H192V235H191V234H187V236H188ZM226 235H227V234H225L224 237H225ZM243 235H244V234H243ZM247 235H248V234H247ZM249 235H250V233H249ZM18 236H19V235H18ZM86 236H87V235H86ZM119 236H120V235H119ZM147 236H148V235H147ZM152 236H153V235H152ZM157 236H158V235H157ZM233 236H234V235H233ZM40 237L42 238V235H41ZM81 237H80L79 239H82ZM87 237H89V236H87ZM113 237H114V236H113ZM113 237H112V238H113ZM136 237H138V236H136ZM149 237H150V236H149ZM212 237H213V236H211V238H212ZM227 237H229V235L226 236V238H227ZM253 237H255V234H254V236L252 235L251 238H253ZM262 237H264V236H262ZM2 238H3V237H2ZM2 238H1V236H0V240H1ZM17 238H18V237H17ZM92 238H94V235H92ZM108 238H109V237H108ZM121 238H123V237H121ZM160 238H161V237H160ZM188 238H189V236H188ZM207 238H209V237H207ZM231 238H232V237H231ZM18 239H19V238H18ZM18 239H17V244H18ZM85 239H86V237L84 238V241H85ZM145 239H146V238H145ZM147 239H148V238H147ZM151 239H152V238H151ZM151 239H150V240H147L148 243H149V241H151ZM169 239H170V238H169ZM189 239H190V238H189ZM194 239H195V238H194ZM223 239H224V238H223ZM223 239H222V240H223ZM249 239H250V238H249ZM249 239H248V240H249ZM29 240H31V237H29ZM41 240H42V239H41ZM87 240H88V239H86V241H87ZM128 240L131 241V240H133V239H132V238H131V239L129 238ZM128 240H127L126 242H129ZM152 240L154 241V238H153ZM166 240H167V239H166ZM208 240H209V239H208ZM214 240H215V237H214ZM225 240H226V239H225ZM228 240H229V239H227V241H225V242H227L228 244H229V242H232V241H229V242H228ZM254 240H255V239L253 238V241H254ZM2 241H3V239H2ZM6 241H7V240H6ZM6 241H4V242H6ZM21 241H22V240H21ZM39 241H40V238H39ZM39 241H36V242H38L39 244H38V243H37V244L40 246V242H41V241H40V242H39ZM190 241H192V240L190 239ZM255 241H258V240H255ZM260 241H262V242H260ZM263 241H264V240H262V239L259 240L260 243H264ZM36 242H34V243H36ZM108 242H109V241H108ZM108 242H106V243H108ZM134 242H135V240H133V243H134ZM242 242H244V241H242ZM259 242H258V243H259ZM2 243H3V242H1V244H2ZM81 243H83V242H81ZM120 243H121V241H120ZM124 243H125V242H124ZM152 243H153V242H152ZM217 243H218V242H217ZM221 243H222V242H221ZM255 243L258 244L257 242H255ZM255 243H254V245H256ZM260 243H259V245H260ZM6 244H7V243H5V245H6ZM13 244H14V243H12V246L14 247V245H16V244H14V245H13ZM37 244H36V246H38ZM77 244H80V243H77ZM109 244H110V243H109ZM122 244H123V243H122ZM127 244H128V243H127ZM134 244H135V243H134ZM149 244H151V243H149ZM219 244H220V243H219ZM223 244H224V243H223ZM238 244H239V243H238ZM238 244H237V245H238ZM243 244H244V243H243ZM246 244H247V243H246ZM81 245H83V244H81ZM225 245H226V244H225ZM229 245H233V243H231V244H229ZM229 245H228V246H229ZM250 245H251V244H250ZM1 246H2V245H1ZM3 246H4V245H3ZM32 246H33V245H32ZM96 246L98 247V245L95 244V246H93V248L96 247ZM103 246H104V245H103ZM105 246H106V245H105ZM110 246H111V245H109V246L107 245L108 248H110ZM149 246H150V245H149ZM218 246H220V245H218ZM226 246H227V245H226ZM228 246H227V247H228ZM4 247H5V246H4ZM30 247H31V246H30ZM67 247H68V246H67ZM80 247H81V246H80ZM151 247H152V245H151ZM220 247H221V246H220ZM223 247H224V245H223ZM227 247H225V248L227 249ZM245 247H246V245H245ZM245 247H244V249H246ZM260 247H261L260 249L263 248V246H260ZM28 248H29V247H28ZM28 248H27V249H28ZM51 248H52V247H51ZM72 248H74V247L72 246ZM72 248H71V250H72ZM77 248L80 249L79 247H77ZM82 248H83V246H82ZM194 248H196V247H194ZM225 248H224V249H225ZM228 248H230V246H229ZM251 248L254 249L255 247H254V248L251 247ZM16 249H18V246H16ZM61 249H62V248H61ZM91 249H92V247H91ZM94 249H96V248H94ZM98 249H100V247H98ZM217 249H219V248H217ZM234 249H235V248H234ZM234 249H233V250H234ZM255 249L258 250V248H255ZM255 249H254V250H255ZM260 249H259V250H260ZM29 250H31V249L29 248L27 251H29ZM33 250H34V249H33ZM68 250H70V249H68ZM68 250L65 251V253L68 252ZM75 250H76V249H75ZM75 250H73V251H75ZM100 250H102V249H100ZM229 250H231V248H230ZM254 250H252V252H253ZM259 250H258V251H259ZM42 251H44V250L42 249ZM76 251H77V250H76ZM76 251H75V252H76ZM103 251H104V250H103ZM245 251H246V250H245ZM260 251H262V250H260ZM59 252H60V251H59ZM104 252H105V251H104ZM149 252H150V251H148V253H149ZM230 252H231V251H230ZM243 252H244V251H243ZM247 252H251L250 249H249V251H247ZM252 252H251V253H252ZM40 253H41V251H40ZM44 253H45V252H43V254H44ZM47 253H48V252H47ZM47 253H46V255H47ZM65 253H64V254H65ZM68 253H69V252H68ZM71 253H73V252H71ZM148 253H147V254H148ZM227 253H228V250H227ZM232 253H233V252H232ZM232 253H228L229 255H227V257H229V256H233L234 254L231 255ZM255 253H257V252H255ZM258 253H259V252H258ZM12 254H13V253H12ZM12 254H11V255H12ZM20 254H22V253H20ZM41 254H42V253H41ZM69 254H70V253H69ZM245 254H247V253H245ZM245 254H244V255H245ZM248 254H249V253H248ZM248 254H247V255H248ZM5 255H6V254H5ZM9 255H10V254H9ZM11 255H10V257H11ZM13 255H14V254H13ZM39 255H40V254H39ZM39 255H38V256H39ZM74 255H75V254H74ZM93 255H95V254H93ZM96 255L99 256V254H97V253H96ZM103 255H105V253L102 254L101 256H103ZM106 255H107V253H106ZM148 255H150V253H149ZM262 255H263V254H262ZM6 256L8 257V255H6ZM24 256H26V254L23 255L22 258H23ZM36 256H37V252H36ZM154 256H156V255H154ZM235 256L237 257L238 255H235ZM235 256H234V257H235ZM255 256H256V254H255ZM255 256L253 255V257H255ZM10 257H9V258H10ZM14 257H16V256H14ZM250 257H251V256H250ZM259 257H260V256H259ZM262 257H263V256H262ZM262 257H260V260H261ZM12 258H13V257L10 258V260H11V261H10V264L13 263ZM25 258H26V257H25ZM25 258H24V261H25ZM37 258H38V257H37ZM229 258H230V257H229ZM229 258H228V259H229ZM242 258H243V257H241V259H242ZM14 259H16V258H13V260H14ZM232 259H233V258H232ZM234 259H236V258H234ZM239 259H240V257H239ZM246 259H247V258H246ZM246 259H245V261H246ZM16 260H17V259H16ZM39 260H40V257H39V259H38V262H41V260H40V261H39ZM42 260H44V261H45V264H46V263H48V260H49V259H48V258H46V259L44 258V259H42ZM263 260H264V257H263ZM17 261H18V260H17ZM20 261H21V263L23 264V261H22V260H20ZM46 261H47V262H46ZM66 261H67V260H66ZM66 261H65V262H66ZM115 261H116L115 264H116V263L119 264V263L117 262V260H115ZM126 261H127V260H126ZM251 261H252V259H251ZM18 262H19V261H18ZM18 262H17V263H18ZM26 262H27V260H26ZM42 262H43V261H42ZM42 262H41V264H43ZM6 263H7V262H6ZM49 263H50V262H49ZM53 263H54V262H53ZM243 263H245V262H243ZM248 263H250V262H248ZM252 263H253V262H252ZM252 263H251V264H252ZM14 264H15V262H14ZM18 264H19V263H18ZM105 264H106V263H105ZM122 264H123V263H122ZM124 264H125V263H124ZM177 264H180V263L177 262ZM230 264H232V262H231ZM233 264H235V263H233ZM261 264H262V263H261ZM263 264H264V263H263Z\"/></svg>",
	"mask_w": 264,
	"mask_h": 264
}]
</instances>
